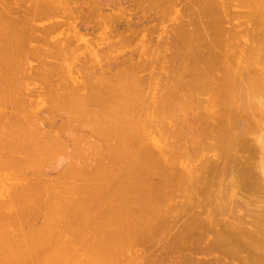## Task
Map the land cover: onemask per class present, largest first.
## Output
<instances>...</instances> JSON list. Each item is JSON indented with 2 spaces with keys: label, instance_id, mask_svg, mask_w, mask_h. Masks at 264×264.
Returning a JSON list of instances; mask_svg holds the SVG:
<instances>
[{
  "label": "bare ground",
  "instance_id": "1",
  "mask_svg": "<svg viewBox=\"0 0 264 264\" xmlns=\"http://www.w3.org/2000/svg\"><path fill=\"white\" fill-rule=\"evenodd\" d=\"M83 1L84 0L81 1L82 4H83ZM121 1H124V0H121ZM137 1H134V3L135 2L137 3ZM145 1H147V0H145ZM158 1H160V0H158ZM164 1H167V0H164ZM234 1H236L235 2L236 4L238 3V5H236V6H238V7L240 5L242 7L246 6L248 9H250L249 11L246 10L245 12L246 13L250 12L249 14L252 15V19L251 20L249 19L251 17L248 18L249 14H247L248 16L246 15V17H247L246 20L249 19L250 25H252L251 23H253L252 26L255 27V29H254L252 26H250V27H252L254 29L253 30L251 28L253 30V32H254V33L252 32V34H253L252 36H250V34H251L250 33L251 30L249 29L250 27L246 28L247 25L245 26V24H244L245 28L243 29L245 31H241L242 29H240V30H238L239 31L238 32L237 30L234 29L236 31V33L235 32H228L229 30L227 31L226 30L227 28H225V26L223 25V23H225L227 21L230 22V19L234 17V15H232L231 12H228V10L230 9L228 6L229 5H230V7L233 6L232 2H234ZM8 2H9V0H8ZM8 2H7V5L9 6ZM10 2H12V1H10ZM30 2H31V0H30ZM73 2H74V6L73 7H75V4H76L75 0ZM86 2H88L89 4L91 3L90 5H93L91 0H86ZM130 2H131V0H130ZM143 2H144V0H143ZM150 2L151 3H149L147 1V5L149 3V6L151 5L150 6L151 8L149 6H147V8L149 7L150 10L153 8V10L155 9L156 11H159V10H157L158 9L157 8L158 5L156 4V2H154V0H152V1L150 0ZM152 2L155 3V4H152ZM191 2H192L193 5L196 6V8H194L193 5H192V9L195 12V21L192 18H190L191 19L190 22L186 23V21L184 19H181L182 16H180L181 17L180 18L179 16L176 15L177 19H179V21L176 22L177 24H175V26L172 28V31H175V32H171L170 31V33H169V34H172V37L168 35L170 39L168 38L167 41H166V39H165L167 37L166 32H165V35H164V33L161 34L162 36L164 35L165 38L163 37V39H162L161 36L159 37V40L162 41L163 42L162 44L165 45V47L163 46L164 47L163 51L165 50L164 52L166 53L167 50L165 48L168 47L167 49H169V51L165 55L163 54L165 57L162 58V56L160 55V52L163 53L162 50H160V47H161L162 44H160V46H158L159 50H160L159 52H158V50L156 51V49L158 48V47H156V42H153V46H152V47H156V49L155 48H150L151 50L155 49V51L159 53V54L156 53V57H157V55H160L159 56L160 59L157 57L156 59L154 58L153 60L156 61L157 59H159L158 62L160 60H162V62H163V59L164 60H165V58L167 59V60H165V62L168 61V64L165 65L166 67L164 66V68H166V72L165 71L164 72L157 71L158 69L161 70L162 67L159 66V68H158V67L155 66V68H158V69H156L157 72H156V74L154 73L155 75L152 74V76H151L152 80L150 81V79H149L150 76H149V78L147 77L148 78L147 79V78H143V77H145V76H143L144 74L142 76L140 74H139V76H137V74H136L137 71H138V73L140 71V67L139 66L142 65V61L145 60L146 61L145 63H150V61H148V59H146V58L144 60H138V62H137V60L131 62L128 57H126L123 60H121L122 58L119 59V60H121L120 62H117L116 59H113L114 61H110L108 59V60H106L107 62L104 59V60H102L104 62H102L99 59L104 64V66H105V64H107L105 67H108V69L106 68L107 69L106 72L109 73V76L105 75L106 76L105 78H98V76H96V74L95 75L93 74L94 75V79L92 81L90 80L91 82H89V79H92L91 78V76L93 77L92 74H90V76H88L89 79L86 78L87 76L86 77L84 76L85 77L84 81L89 82V84L91 83L92 86H90L88 84L86 86L87 88H84L83 91L84 90H88V91L90 90V93H93V94L95 93L94 95L93 94L91 95L90 93H88V91L87 92L85 91V93H82L79 96L80 92L77 93V89H75V87L77 85H78L77 87H79L81 85V84H79V82L81 80L77 81L78 84H76V86H75V83H74V85L72 84V86H74V88H71V90H70V87H68V89H69L68 91H65V92L63 91L64 93L60 92V93H62V95L64 94L63 95V99H65L66 101H67V99H70L72 103L71 102H69V103H71L72 105H76V106H74V108H75L74 110H76V108L80 107L81 109L80 108H78V109H80L81 113L77 109L76 114H74L75 111L72 110L73 107L72 108L69 107V105L71 106V104L68 103V101H70V100H68L67 102L65 101L66 102L65 103L64 100L62 99V101L65 104L68 103L69 105H68V108H67V105H65L63 103L62 105H63V107L65 105V107H64L65 109L61 108V110H66L67 109L66 111H68V112L70 111V112L69 113L67 112V114H66V111H65V113L63 111H61L62 113L66 114L65 117L63 118V119H65L63 121V124L60 122V124H62L61 126L62 127L64 125L68 126V125L72 124L74 121H76V123H73L72 125H70V126H72L71 127V130H72L71 134H70V127L63 129V128L59 127V125L56 126V127L60 128L59 134H60V132L62 130H64V133L68 136V137L67 136L64 137L65 134L62 131L61 134H63V137L65 139L63 137H61L62 135L61 136L59 135L60 137L59 136L56 137V140L58 142L54 139V137H55L54 135L55 134L52 133V135L54 136V137H52V139H50V137H49L51 135L47 136L45 134V133L51 134L49 132H53V130L49 129V132H46L48 130L46 127L43 126V128H42V126L40 127V125H41L40 123H39L40 125H38L36 123L37 117L40 120L41 116L37 115V117H33V115L35 116V114L38 112V110L42 111L43 109H38L37 108L38 110H36L37 112H35V114H34V111H32V112L30 111L28 113V111H26L28 109L26 108L25 109L26 112H24V110H23V113H24L23 116H25V113L26 114L27 113L30 114V116L28 117L26 115L25 117H27V119H25L23 116H20V114L22 113L21 112L22 110L19 111L20 109L17 106H20V108H22V105H23V103L26 102L27 98L26 99L24 98V100H25V102H24V100L22 98V96L24 94L21 95L20 94L21 92H19L20 90L17 89V88H20L19 84H18L19 87H17V81H18V83H20V80H19L18 76H19V74L22 73V70H23V72H25V70H26V67L24 66V64L26 63V65H27V62L24 63V61H25L24 58L25 57L23 58L24 60L22 59V57L25 54L26 55H29V54L26 53V51H25L24 54H23V52L22 53L20 52V51H22L24 49L26 50V48H21V47H23L22 43L19 41L21 36L18 35L17 37H15L16 35L14 36L9 31L8 25L10 24V26L13 27V24H11V22L15 23L14 21H11V22L9 21V24H8V20L11 19L10 18L11 15H9V14L12 13L13 10H11V12L9 14H6L4 16H3V14H5L4 12L6 10L8 11L7 8H9V7H7L5 11L3 9V11H4V12L2 11L3 13L0 11V119H1L0 123H2L3 120H5L4 119L5 117L7 119V123H5L6 120L3 122V123L6 124L5 125L6 127H4V128H6L4 133H3V131L0 132V133H3V134H1L2 136L0 135L1 136V138H0V264H99V263L101 264V262H102V264H105L106 262L102 261V256H104L103 257L104 261H105V259H110V261H112L111 259H114V257H115L114 255L117 253V251L121 250L122 254L125 253V251H123L124 249H122V247H124V244L121 243V242H124V241L120 240V239H124V237H122L120 239H118V237H117L118 235H124L123 231H121V226H120L121 224L120 223L124 224L126 222L127 224L125 223V225H127V227H128V225H129V227L131 226V228H130V230H131L132 228H135L137 226H139V227L142 226V225L145 226L146 223H147V216H148L149 223H147V224H151V225H154V226L156 225L155 227H158L159 225L157 226V222H156V220L154 218V216H155L154 214L160 215V216L162 215V218H163V216L166 215V214L163 215V213L166 212L165 210H168L169 207H167V205L165 204L167 202H164V204L166 205V208H165L164 211H161L162 208H163L162 207L163 201L165 200L162 196L159 198V196L164 193V192L162 193L160 190H157V189H160L161 186H160V188H158V185L152 186V192H148L147 189H146L147 187H144V186L147 185L146 181H144L145 179L146 180L148 179V178H146L147 175L149 177V175L152 173V170H154L153 172H157L159 170V168L157 167V163L159 161H163L162 160V156L160 154H158V153H154V150H153L155 145L158 144V141H160V140L152 138L150 136V134L148 133L149 132L148 128L151 126L150 125V124H152L151 122H153V125L155 124L154 126H156V130L159 132L160 129L163 130V125L162 124H164V123H162V122L166 123L165 119H163L164 116H166V118H168L170 120V122L171 121L174 122V121L178 120L177 119L178 116L181 117V115L186 118L185 115H187V112H188V111L186 112V110L194 111V109L196 108L195 105H197V110H199L198 112H203L206 115V119H205V121L202 124L199 121L198 122V126L197 125L193 126L194 128H195V126L197 127V128H195V131L197 129L196 132H198L200 135L204 136V138H206V139H210L211 141L215 140V144H214L215 147L213 149L218 148V150L220 151L219 152V156H222L220 161L223 163L224 166L225 165L226 166L227 165L231 166L230 168H228V166L226 168V166H225V170L226 171H223V169H224L223 167L224 166H222V168H219V169H222L221 171H222V174H224V177L226 175L225 174L226 172H227V176L226 177L229 176L228 173L230 172L231 175L241 178L242 180L241 179L240 180L243 183L237 181L239 179L236 178L237 179L236 180L235 177H232L231 175H230L229 180H227V182L230 181L231 178H234L237 181V182L236 181H234V182H236V183L239 182V184H241V186H242L241 187L239 184L236 185V183L234 184V182L230 181V184L232 182L235 185V188H237L236 186H238L237 189H239V187H240L241 188L240 190H245L246 189V192L248 191L247 189L249 188V191H248V192H250L249 194H251L252 192L254 193L255 190L257 191L258 188L255 187L256 189H254V186H255V184L257 182L256 181H254V183L251 182L252 185H250L248 183V182H250L248 180V178L251 177V176L254 177L255 174L257 173V170H258V172L261 171L262 174L264 175V164L262 163L263 159L259 160L261 163H259L257 161V158L255 160L254 155H253V153H254L253 149H252V152L248 153V155L246 157L242 156V157H245V158H239L237 155L233 154L232 152H233V150L236 151V149H240V151H241V149L243 150V149L250 148V146L253 145L254 142L249 140L252 137H249L250 135L248 136V134H251L252 132L257 130V127L261 123V120L263 121L262 125H264V0H191ZM41 3L43 4L44 2H41ZM88 3H86V4H88ZM42 4H41V7H42ZM49 4H50V2H49ZM115 4L116 3L114 2V0H98V3L96 4V7L94 6L95 9L97 8L99 10V11H97V9H96L95 11L100 12V10H101L100 13H102L104 19L102 20V17L100 15V13H98L100 15L99 17H101V18L98 17L97 19H98L99 22L96 21L97 23L94 22L95 25L94 24L93 25L95 27L97 25H101L102 26V23H103V28H105V29H107L109 31L108 32L106 30L107 33L106 32H103V33H106L107 35L109 33H113V35H116V34L118 35V33H120L119 29H123V30H121L122 32L120 34H122V36H124L126 38L128 37L127 39H129L131 37L127 36L128 35L127 33H126L127 35L125 34L126 35L125 36L123 31H128V32L130 31L131 33L133 32V34L136 31V32H138L137 34H139V30L140 29L141 30H146L147 27H149L148 29H150V26H148L149 23H147L148 24L147 25L146 22L149 21L150 23H153V22H151V21H153L151 18L155 15V13H156L155 10H154L155 11L154 15H153V13H151L152 17H151L150 14L148 15L151 18L147 17V19H146L145 18L146 15L144 16V14H143V17H141L142 16V14H141L140 17H137V18H139L137 23H131L129 17L127 18L126 15H124V14H127V15L129 14L127 12L125 13V8L120 9L119 13L117 12L118 14L114 11V10H117V9L119 10V8H118L119 6L116 7ZM2 5H4V3H2ZM5 5H4V7L7 6V5L6 6ZM39 5L40 4H38V6ZM79 5L80 4H78V5L76 4V6H79ZM103 5L104 6H109V9L111 7H112L111 9L115 8L112 12H115L117 15H115V17L113 15L111 18H109V17L106 18L105 15L110 16V14L109 15L106 14V13H105V15L103 14L104 13L102 11V8H103L102 6ZM46 6H48V5H46ZM153 6H156V8L153 7ZM225 6L228 7V8H224ZM27 7H25V8H27ZM82 7H83V9H82ZM82 7H81V5L79 6V8H81L79 10L82 11V12L84 11V13H83L84 18H82L83 20L81 19L82 20L81 24L82 25H86V26L90 24V26H91L93 22L92 23L88 22V21H91V20H89V17H87V14L89 13L91 15L90 19H92V21H93L94 19L92 17H93V12L94 11H91V9L94 10V8H90L89 9L90 11H89L83 5H82ZM14 8H15V6H14ZM54 8H56V7H54ZM54 8L51 7V9H54ZM75 8H77V7H75ZM27 9H29V8H27ZM57 9H56V12H57ZM172 9H173V7H172ZM175 9H177V8L175 7ZM226 9H228V10H226ZM0 10H2V9L0 8ZM23 10L26 11V9H23ZM39 10L40 9L38 8V11ZM44 10H45V8H44ZM224 10H226V12ZM29 11H30V9H29ZM41 11L42 10H40L39 12H41ZM164 11L165 10H163V13L165 14ZM173 11H175V10L173 9ZM173 11H172V14L174 13ZM223 11L225 12L224 13L225 15L223 14ZM240 11L237 10L236 13L234 11H232V13L236 14L235 15L236 17H239V13L242 16L245 17V15L242 12H240ZM242 11L244 12V10H242ZM39 12H37L38 15H39ZM56 12H54V13H56ZM167 12H168V10L166 11V13ZM19 13H21V12H19ZM43 13H44V11H43ZM57 13H60V12H57ZM78 13H80V12H78ZM158 13H156V14H158ZM226 13H228V14L230 13L229 15H231V17L229 19V16H228V19L225 18V20H226L225 21L224 20V16H226ZM25 14H24V16L27 19V15L29 14V12H27L26 15ZM32 14H30V15H32ZM89 14H88V16H89ZM164 14H162V16ZM167 14H169V13H167ZM167 14H165L164 16H167ZM8 15H9V19L7 20V18H8L7 16ZM33 15L35 16V14H33ZM33 15H32V17H33ZM41 15H40L41 16L40 18H42L44 14H41ZM178 15H180V14H178ZM241 15H240V17H241ZM5 16H6V18H5ZM24 16H20L21 19H22V17L24 19ZM159 16H161V15L159 14ZM159 16H157V18ZM11 17H13V15ZM36 18H37V15H36ZM157 18H154V21ZM18 20L20 22L19 18L17 20H15V21H18ZM25 20H23V21H25ZM33 20H34V18H33ZM157 20H159V18ZM250 21H252V22H250ZM121 23H123L124 26L121 25ZM243 23H245V22H242V21L241 22H239V21L237 22V24H239V25H242ZM18 24H21V23H18ZM24 24H26V23L23 22V25ZM28 24H30V23L28 22L27 25ZM31 24H32V22H31ZM52 24L49 23V24L45 25V27L47 28L48 25L53 26L54 24L53 25ZM191 24L195 25V28L194 29H189V28L187 29V26H190ZM237 24L235 26L234 25L233 26L236 27V26H238ZM27 25H26V27H27ZM16 26L19 27L18 25H16ZM30 26H32V28H33L34 25L32 24ZM30 26H29V28H30ZM121 26H122V28H121ZM21 27L22 26H20V28ZM50 27H49V29L51 31L55 30L54 29L55 26L53 27V29H52V27L51 28ZM136 27H139L140 29L136 28ZM145 27H146V29H145ZM24 28H22V29H24ZM35 28L39 29L37 27H35ZM153 28H155V26L151 27V29H153ZM36 29H34V30H36ZM173 29H175V30H173ZM246 29H249L250 31L248 30L246 32ZM25 31H27V30H25ZM32 31H33V29H32ZM80 31H81V29H80ZM256 31H258V32H256ZM45 32H47V29L45 30ZM130 32H129V34H130ZM146 32H148V31L146 30ZM241 32L246 34V38H249V39L252 38L253 39V41L251 39L249 41L247 40L248 42L252 41L251 45H250V43H247L248 45L243 43V44H245V47L248 46L247 49H245V47H243L244 49L242 48V46H243V45L241 46L242 42H239V41L236 42L239 39L238 37L241 34ZM30 33H31V31H30ZM173 33H175V34H173ZM238 33H239V35L237 36ZM133 34H132V36H134ZM109 35H111V34H109ZM113 35H111V36H113ZM117 35H116V37H117ZM18 37H19V40H18ZM93 37H94V40L97 39L95 36H93ZM39 38H37V39H39ZM46 39L48 40V38H46ZM103 39L105 40V38H102V40ZM39 40H41V39H39ZM54 41H56V40H54ZM107 41L109 42L110 40H107ZM90 42L92 43V41H90ZM158 42L159 41H157V43ZM94 43H95V41H94ZM151 43L152 42H149V44H151ZM154 43H155V46H154ZM239 43H240V46H241L240 49H243L244 55L241 56L239 54V56H238V54H236L238 51H236L234 54L232 53V54L228 55L230 52H233L232 49H235L236 46L239 45ZM23 44H24V42H23ZM67 44H69V43H67ZM109 44L111 45L112 43H109ZM10 45L13 47V49H12V47H10ZM43 45H45V44H43ZM57 45H59V44H57ZM63 45H64L63 47L65 48V44H63ZM73 45H75V44H73ZM73 45H71V48H72ZM108 45H106V46L103 45L104 47L102 46V48L103 49H105V48L107 49V48H109ZM77 46H74L75 49L73 47L72 52L73 51L74 52L72 53V55L73 54L75 55V52L78 49ZM148 46L150 47L151 45H148ZM63 47L60 48L59 51L60 50L62 51ZM69 47H70V44H69ZM81 47H82V45H81ZM20 49H22V50H20ZM35 49L36 48H34L32 50H35ZM55 49L53 50V52L55 51ZM68 49L66 47L64 51H66ZM103 49L100 48L101 51L97 50V52L93 53L91 58L89 56H87V58L89 57L90 59H92L94 61H97L96 57H99V55H101V54L98 55L99 52L102 53V56L104 55L103 52H106V54L108 53L107 52L108 49L107 50L106 49L103 50ZM214 49H217L219 51H216ZM56 50H58V49H56ZM132 50H133V48H132ZM147 50H149L148 47H147ZM151 50H149V51L151 52ZM146 51H142V53L143 52L145 53ZM27 52H29V51H27ZM31 52L32 51L30 50V53ZM38 52H37V54H39L40 52L42 53L44 51L40 50V52L39 53ZM45 52H46V50H45ZM55 52L57 53V51H55ZM20 53L22 54V56L20 55ZM95 53H97V54H95ZM154 53L155 52L152 51V54H154ZM35 54H36V52L33 53L34 57H35ZM83 54L86 55L85 53H83ZM56 55H58V54H56ZM130 55L132 56L133 53L132 54L130 53L128 56L130 57ZM112 56H110V57H112ZM56 57H58V56H56ZM60 57L62 58L61 54H60ZM70 57H71V55L69 54V58ZM142 57L143 56H141V58ZM153 57L154 56H152L151 59L149 58L151 60V62H152V58ZM64 58L65 59L66 58L69 59L68 56L64 57ZM40 59H42V58H40ZM92 60L89 61V59H87V60H85L87 63L86 64L83 63L85 66H83V64H81V63H80V65L83 66V68L84 67L87 68V64L91 63ZM185 60H186L187 63H188V61H190V63L187 64L186 62H184ZM179 61L181 63V67H180L181 69H177L180 66L179 65L180 64ZM176 62H177V64H176ZM37 63H38V61H37ZM39 63H42V62H39ZM56 63H58V62H56ZM102 63L99 62V64L101 65L100 66L101 68H99L100 70L101 69H105ZM153 63H150V64L153 65ZM160 63H158V65H160ZM182 63L183 64L186 63L188 68H186L187 67V66H185L186 64L183 65ZM45 64H47V63L45 62ZM91 64L93 65V63H91ZM94 64H95V66H97L96 63H94ZM99 64H98V66H99ZM38 65H40V64H38ZM77 65H79V64H77ZM163 65L161 64V66H163ZM136 66H138L139 68L136 67ZM145 66L147 67V65H145ZM22 67H24L25 70H24V68L21 69ZM53 67H55V68H53ZM50 68L51 69H49V70L51 72L48 71V70H47L48 72L47 71L45 72L46 69L45 70L43 68L42 69L44 70L45 73H48V74H49V72H50V74L51 73L52 74L56 73L55 69L57 68V66H52ZM63 68H64V66H63ZM148 68H150V67H148ZM153 68H151V69H153ZM245 68L249 69V72L247 74H242V70L245 69ZM52 69H54L55 71L53 70V72H52ZM58 69H57V73H58ZM76 69L78 71H82V73L84 71V69H82V67H81L80 70L78 69V67ZM90 69L91 70H89L88 72L92 73L94 70L92 71V68H90ZM136 69H137V71H136ZM180 70H182V71H180ZM19 71H21V72H19ZM126 71L127 72L129 71V73H131V74L129 75V73H128V75H127ZM30 72H31V70H30ZM62 72L64 73L63 70H62ZM100 72L103 73V74H106L105 72H102V71H100ZM101 73H98V74H101ZM122 73H124V75H122ZM149 73H152V71L149 72ZM42 74H43V71L41 70V74H40V76H42L41 80L44 78V75H46L47 77L50 75V74L49 75H47V74H43L42 75ZM159 74H160V76H164V77H162L163 79L161 77L159 78V82L161 80V82L162 81L163 82L167 81V83H169L170 79H171L172 82L170 81L171 83L168 84L169 86L167 84L162 86V84L160 82L159 83V88H156L157 90L155 89L156 91H153L151 89L152 86H150V85H152L151 82L154 81L155 76L157 77V75H158V77H159ZM31 75H33V71L31 72ZM50 76L52 77V75H50ZM59 76H60V74H59ZM61 76H64V74H61ZM126 76H129L127 81H126ZM165 76H167V77H165ZM35 77H37V76L35 75ZM96 77H97V79H96ZM56 78H58V77H56ZM44 79H43V81L46 82V80H44ZM82 79H84V78H82ZM94 80L95 81L97 80L98 83H96ZM156 80H157L156 83H158V79L157 78H156ZM43 81H41V82L43 83ZM67 81H68V79H67ZM45 82L43 83L44 86L47 85V83H45ZM102 83H103V86H105V87H102ZM50 84L53 85V83H50ZM62 84L61 85L59 84L60 87L62 86ZM68 84H71V83H68ZM153 84H155V83L153 82ZM82 85H81V87H85V86H82ZM95 85H96V87H95ZM155 85H156V87H158L157 84H155ZM88 86H89V88L91 87L93 90L91 88L89 89ZM164 86H165V88H164ZM179 86H183L184 88L182 89V87H179ZM97 87H98V89H96ZM166 87H167V90H165ZM178 87H179V89H178ZM23 88H24V86H23ZM23 88H22V90H23ZM58 88H59V86H58ZM58 88H57V90H58ZM154 88L155 87L153 85V89ZM186 88L188 89V91H187ZM45 89H47V88H45ZM53 89L51 91L49 89L48 90L50 92L53 91L52 93H54V90H56V87H55L54 90ZM63 89H64V87H63ZM176 89L179 90V91L181 90L180 93L185 92V93H182V94H185V96L183 95L184 97L182 96L180 98V96L182 94L180 96H178V94H177L178 91L176 92ZM184 89H186V90L184 91ZM34 90H37V89H34ZM91 90H92V92H91ZM95 90H97V91H95ZM99 90H100V92H99ZM151 91H153V92H151ZM48 92H46L44 94L46 95ZM67 92H68V94H67ZM22 93H23V91H22ZM52 93L47 94L50 97L45 96V97H47L46 99L51 101L52 99H55L57 97L56 101H58L59 97L58 96H56V97L55 96H51V95H55V94H52ZM86 93H87V95H90L91 98L93 96L94 99L93 98L92 99L94 100V102L97 103L100 106V108H98V110H96L94 108V111L96 110V112H95L96 114L93 112L92 107L90 109L86 105L87 103H88V106L91 104L90 96L87 97V98L85 97L86 95L84 97L82 96V95H84ZM98 93H101V94H98ZM200 94L201 95L202 94H206L207 95L206 96L207 97L206 100L204 99V101L203 100L201 101L202 98L201 97L199 98V96H198ZM65 95H66V98H64ZM196 95L198 96L197 100L198 99H200V100H198V102H197V100H195L196 101V104H195L193 99L196 98ZM59 96H61V94H59ZM69 96H71V97L69 98ZM60 98H59V102H57V103H59L58 105H61V103H60L61 99ZM84 98L87 99V100H85ZM7 99H8V101H7ZM107 99H108V101H110V102H107L108 104L106 103ZM188 99L189 100H193L194 105H192V106H195V108L192 107L191 105H188L189 103L190 104L192 103ZM9 100L12 101L11 103H14V105L13 104L8 105L7 103H10ZM31 101H33V100H31ZM31 101H29V104H30ZM49 101H47V103L49 105H46V106H49V108H47L45 106L47 108V109L45 108L46 110H48V109L50 110V109L54 108L55 106H57V104L54 105L55 103H53V106L50 107V103H52V102H49ZM4 102H7L5 104H7V107L9 106L8 108L12 109V107L15 108V106H16V108L19 109V110H16L17 111L16 112L15 109H12L13 110V112H12L9 109L11 111L10 112L6 108V106L4 107V110H2V107L5 105ZM89 102H90V104H89ZM94 102L92 101V103H94ZM2 104H3V106H2ZM29 104H26V105H28V107H29ZM36 104H37V102H36ZM26 105L23 106V109L26 107ZM98 105H96V106H98ZM107 105H109L108 106V107H110L109 109L107 108ZM113 105H115V106H113ZM181 105L191 106L192 108H188V109L185 110V109L180 108ZM34 106H31V107L34 108ZM43 106H42V108H43ZM178 107L180 109H182V112H181V110L180 111L178 110L179 109ZM5 108H6V110H5ZM68 109H71V110H68ZM105 109L107 111H105ZM150 109L152 111H150ZM7 110L9 111L8 112L9 115L13 113L12 116H8ZM57 110L59 112L60 107ZM119 110L120 111L122 110L123 112L122 111L120 112ZM178 111L181 112V113H186V114L185 115L184 114H180ZM195 111H196V109H195ZM45 112H43V113H45ZM31 113L33 115H31ZM46 113L48 114V113H50V111H47ZM46 113H45V115L47 116ZM192 113H193V117L194 118L196 117L195 118V120H196L195 123L197 124V119H198L197 117H199V116L194 115V112H192ZM40 114H41V112H40ZM59 114H60V112H59ZM109 114H111V115H109ZM188 114H189V112H188ZM70 115L71 116L73 115V116L71 117ZM74 115L76 117H74ZM42 116H44V114ZM46 116H44V117H46ZM48 116H49V114H48ZM67 116H69V117L66 118ZM110 116L112 117V119H111ZM118 116H121L122 118L118 117ZM58 117H60V115ZM184 117H182V119H185ZM209 117H210L211 121L208 120ZM51 118L49 120H51ZM56 118H57L56 116H53V119H56ZM70 118H71V120H68V121L71 122V123L69 124V122H67L66 119H70ZM77 118H79V119H77ZM117 118H119L120 120H118ZM42 119L43 118L41 117V120ZM185 120L188 123L189 119L187 120V118H186ZM44 121H45V119H43V121H42L43 124L45 122H47L48 120L45 121V122ZM51 121H48V122L50 123ZM53 121H55V120H53ZM56 121H58V120H56ZM106 121H108V122H106ZM178 121L180 122V120H178ZM181 121H183V120H181ZM66 122L68 123V125L65 124ZM183 122H185V121H183ZM77 123H79V124L81 123V124H84V125H88L89 124L90 126L89 125H88L89 127L87 126V128H88L87 130H88L89 133L87 135H89V134L91 135V133L94 132V134H96V138H99V136H100V138L97 139V140H101L102 141L104 139L103 141H104V144L106 145V147L104 146L105 148H102L103 146H102L101 143H103V141L100 142L101 145L99 143L93 142L94 143V146H93L92 145L93 144L92 143L93 140L90 139V137L92 138V136H90V135L89 136H85V135L82 136L81 135L82 136L81 137L80 134L79 135L75 134V133H78L77 132L78 130H79V132H81L80 129H82L80 127V125L79 126L76 125ZM210 123H211V125H210ZM166 124H170L169 121H167ZM174 124H175V122H174ZM50 125H52V122L50 123ZM73 125H76V127L75 126L73 127ZM84 125L82 126L83 128H85ZM188 125H191V123H189ZM188 125L185 123L182 128L184 129V126H188ZM48 126L49 125H47V127ZM174 126H176V125H174ZM191 127H192V125H191ZM191 127H189V131H191L190 130ZM44 128H45L46 131L43 130ZM73 128L75 129V131L73 130ZM76 128H78V129L76 130ZM153 128L150 127V129H153ZM186 128H188V127H186ZM261 128L262 127H260V129ZM173 129H174V127H173ZM175 129H176V127H175ZM0 130H1V128H0ZM2 130H3V128H2ZM67 130H69V134L67 133L68 132ZM154 130H155V128H154ZM162 130L160 132H162ZM176 131H177V129H176ZM57 132H56V134L58 135ZM73 132H75V133H73ZM256 132L257 131H255V133ZM82 133L86 134L87 132L85 133L83 131ZM97 134H99V135L97 136ZM71 135L74 136V139H72L73 136L69 137ZM92 135H93V133H92ZM246 135L249 137L248 140L246 138L247 137ZM75 136L78 137V138H76ZM160 136H162V134ZM93 137H94V139H96L94 135H93ZM60 138H63V139H60ZM67 138H69L70 141H69V139L67 140ZM111 138H113L112 140L115 141V142L113 141L114 143L113 142L112 143L108 142L109 140L111 141ZM71 139H72V141L74 140L73 145L78 140H79L80 144L82 143V145H79V143L76 142L78 145L75 144L74 145L75 147L72 145L73 146V148H72ZM83 139H84V141H83L84 143L81 142V140H83ZM49 140L50 141L52 140V141L49 142ZM65 140H67L68 142H71V144H70L71 147L69 146V143H67V141L65 142ZM85 140H87V141H85ZM164 140H165V138H164ZM260 140L263 141V137H261ZM60 141H61V143H60ZM88 141H91V143L89 145H92L91 146L92 150L90 149V146L88 145ZM249 141H250V143H248ZM97 142H99V141H97ZM161 142H162V145H164V143H166V141H164V143H163V140H161ZM49 143H51L52 145L50 146ZM58 143H60V144H58ZM65 143L69 147H67L65 145ZM57 144H58V147H55V146H57ZM61 144H63V145L61 146V148H59ZM99 145L102 146V147H99ZM162 145L160 147L161 150L163 149ZM63 146H65V148H68L69 150L70 149L72 150V149L75 148L74 151L78 147L79 150L78 149L77 150H78V152L81 151L80 152L81 155L80 156H79V154L75 155V153H77V150L75 152H73V150H72L74 155H73V153H71V151H68V149H67V151L66 150L64 151L65 148H63ZM80 146H82V148H81L82 150H83V148L85 149V147L87 146L89 148L90 152L86 151V150H88V148L86 147V149H85V151L87 153L86 154L84 150L83 151L80 150ZM93 147H97L96 150H95V148L93 150ZM251 148H254V147L252 146ZM2 149H4V150L7 149L8 154H7L6 150H5L6 151L5 153H4V150L2 152ZM58 149H61V150H58ZM56 150H58L57 152H59L58 156L56 155ZM94 151L100 152V154L98 153L96 158H95V155H96L97 152H94ZM175 151H176V149H174V148L169 150V160L168 161H174V164H175L176 161H184V160H182L183 159L182 155H178V154L173 153ZM65 152L68 153V155L67 154L66 155H67V157L69 156L68 158H70V159H67V157H65V159H64V157H63L64 154L63 153H65ZM69 152H70L71 155L69 154ZM88 152L91 153L92 155H94L93 156L94 157V159H93V163L94 164L91 162L93 157L91 158L90 154ZM61 153H62L61 158H59ZM101 154H102V156H100ZM103 154H104V156H103ZM66 155H64V156H66ZM72 156H74V157L71 158ZM82 156H83V159H82ZM56 157H58V158H56ZM62 157H63L64 161L66 160V163L68 164V165L66 164L67 166L65 165L66 168H63L64 169L63 172H62L63 174L57 173V175H56L57 178L59 177L58 175H61L60 177H62V178L59 177V179H56V177L53 176V177H51L53 179L49 178L50 181L52 180V182H50L48 177L46 176L47 179L45 180V178H43L44 179L43 180L42 177H40L41 174L42 173L44 174L45 172L48 173V170H49L48 168H52V167H50V165H52L53 167H57L56 165L61 164L60 160H62ZM80 157H81V159L83 161L86 158L90 157L89 158V162H91L90 165H89L88 162H86V166H88V165L90 166V167L88 166L89 167L88 169H87V167L85 165H83V167H81L82 162L80 164V162L78 161V160L82 161L80 159ZM102 157L104 159H106V162H108V163L102 162V159L101 160L99 159V158H102ZM75 158H77V159L75 160ZM72 159H74L75 161L79 162V164L75 163L74 160H73L74 163L71 164ZM218 159H219V157H218ZM55 160L58 161L59 163L57 164L55 162ZM87 160H85V161H87ZM97 161H99V162H97ZM223 161L227 162V164L226 163L224 164ZM51 162H53V163H51ZM62 163H64L63 160H62ZM251 163L254 164V166H251L252 165ZM76 164L79 165V167ZM208 164L210 165V163H208ZM217 164H219V161H218V163L216 162L215 165H217ZM153 165H154V167H153ZM205 165L206 164L204 163L203 167H205ZM92 166H93V168H92ZM217 166H216V168H217ZM46 167H48L47 168L48 170L46 169ZM169 167H170V165H169ZM170 168H173V165ZM87 170H89V171H87ZM210 170H207V171H210ZM162 171H161V175H163V177H164V174H165V176H166L168 171L167 170H162ZM218 171L221 172L220 170H218ZM232 171H233V173H232ZM255 171H256V173L254 174ZM136 172H138V173L136 174ZM145 173L146 174L148 173V174L145 175ZM27 174L30 177L28 176V178H27L26 177ZM52 174H56V173H52ZM139 174H140V176H139ZM141 174H142L143 177L141 176ZM211 174H213V173H211ZM63 175L65 176V178H64ZM170 176L171 175L168 176V174H167V178H170ZM195 176H197V175L195 174ZM66 177H67V179L68 178L72 179L73 180L72 183L69 182L68 180H65L67 182H62V183L59 181L60 179H63V178L66 179ZM141 177L144 180H142ZM198 177H200V178H197V179H196V177L194 178V180L195 179L198 180L197 183L195 182L197 184V186H195L196 185L195 183H192L193 185L195 184L194 186L193 185L192 186H193V188L197 187V188H195V190L198 189L199 187H203L201 189H198V190H200V192H201V190H203L201 193L198 190H196L200 194V196H203L204 195L203 193H205L207 191L208 186L210 184H212V182L210 181L211 178L209 177L207 179L206 183H205L204 181H202L203 179H202L201 175L198 176ZM167 178L164 181L168 182ZM184 178H182V179H184ZM186 178H188V177H186ZM191 178H192V176H191ZM191 178H189V179H191ZM193 178L190 181H192ZM189 179H187V180H189ZM200 179H202V180H200ZM234 179H232V180H234ZM256 179H259V178H256ZM47 180L49 181L47 183H50V184H45V182L43 183V181H47ZM53 180H54V182H53ZM56 180L58 182H56ZM136 180H137L138 183H140V186L138 185ZM141 180H142V182H140ZM180 181H182V180H180ZM217 181L219 182V179H217ZM217 181H216V184H217ZM259 181H260V179L258 180V182ZM202 182H203V185L200 186L202 184ZM208 182H210V183L208 184ZM143 183L145 184L144 186L142 185ZM198 183H201V184L199 185ZM183 184H185V183H183ZM224 184L229 185L228 183H226V180H225ZM234 185L233 186L229 185V188H228L229 192H231L230 191V189H231L230 186H232L233 187L232 189H234ZM256 185L257 186L258 185L261 186L260 184H256ZM185 186L187 187L186 188L187 190L192 188V187H190L191 185H189V183H188V185H185ZM185 186H184V189H185ZM217 186L219 187V184ZM221 186H222V183H221ZM155 187H156V189H153ZM188 187H190V188H188ZM210 187H211V185H210ZM222 187H220V188H222ZM141 188H142V190H141ZM177 188H178V185H177ZM144 189H146V191H147L146 193H144L145 192ZM215 189H218V188L216 187ZM252 189H253V191H252ZM143 190H144V192H142ZM178 190H180V189H178ZM195 190L193 191V194L195 193ZM209 190H212V192H209V193L213 194L214 190L211 189V188ZM260 190L261 191L264 190L262 186H261ZM138 192H139L140 195L137 194V196H136V193H138ZM185 192H187V194L189 193L188 191H185ZM197 192H196V194H197ZM217 192H218V190H217ZM237 192H239V191L236 190V193ZM209 193L208 194L205 193V195L207 194L206 196H208V195H210ZM220 193L221 192L218 193L219 197L217 196L218 197L217 200L220 199ZM258 193H261V192L258 190ZM143 194L145 195V197H144ZM149 194H152V200L149 197H146ZM185 194H183V192H182L181 196L182 197L184 196V198H185L187 196ZM193 194L191 195V197H190L191 199L190 200H192V197H194ZM214 194L217 195V193H214ZM246 194H248V193H246ZM166 195H168V193ZM234 195H236V194H234ZM134 196L136 198V201H134V199H133ZM155 196H157L156 197L157 199L159 198L158 199L159 201H157L156 198L153 199V197H155ZM200 196H199V198H200ZM170 197H171V195H170ZM240 197H241V199L240 200L238 199L240 202L238 201L239 203L237 202V205L241 204L243 206L240 205V207L243 210L247 209V212L248 211L252 212L251 205L249 204L248 205L249 207L248 206L247 207L244 206L246 202L242 201V196H240ZM244 197H243V199H244ZM144 198H145V200H144ZM147 198H148V200H147ZM209 198H210V196H209ZM228 199H229V197H228ZM154 200L157 201V202H160L161 206H158V204H156V202H155V204H153ZM194 200L195 201L192 200V202L195 203V206L191 202V204H193V206H192L193 210H195L194 208H196V202L198 203L197 205H200L201 208L205 207V206H203L204 204L203 205H202V203L199 204V202L196 201V199H194ZM207 200H209V199H207ZM217 200H216V202H214L217 205H214V206H217L216 208H219V207L221 208V205L217 203ZM131 201H132V203H134V202H136V203H134L133 206L131 205V207H130V202ZM182 201H184V200H182ZM225 201L227 202V199ZM212 202H213V200H212ZM229 202L230 201L228 200V203ZM181 204H184V203L181 202ZM247 204H248V202H247ZM253 204L256 206V203H253ZM253 204H252L253 213L255 211H260L262 209V207L259 208L260 204L257 203V204H259V207H257V206L256 207L259 208L260 210H255L257 208L253 207L254 206ZM134 205H135V207H134ZM170 205H174V204L170 203ZM175 205L178 206V204H175ZM237 205H235V207ZM261 205H263V207H264V204L261 203ZM108 206H112L113 209L110 210V207L107 209ZM114 206H116V210L114 209ZM181 206H183V205H181ZM140 207L143 210H145L144 208H146L147 210L150 211V213H148V211H147L148 215H146L147 214L145 212L146 210L143 211ZM159 207H161L160 208L161 210L158 209ZM243 207L244 208L246 207V209H244ZM173 208H174V206H173ZM189 208H190V206H189ZM216 208L214 207L213 209L216 210ZM248 208H250V209L248 210ZM210 209H211L210 211L209 210L208 211L207 210L203 211L204 213L202 212V210H204V209H200L199 210V212L201 211L203 213V215L206 212L207 213H206V216L204 215V218H203L204 221H205V224H204V222L203 223L201 222L202 223L201 225L198 224L199 225L198 229H200V226H202L204 231H206L205 229H206V226H207L206 224L208 222L207 221V217L209 216L208 214H211L212 211H213L212 208H210ZM108 210L111 211V212H115V213H113L114 215L111 218H110V212ZM191 210H192V208H191ZM262 210H261V212H262ZM157 211H159V212H157ZM220 211H222V209ZM120 212L121 213L123 212V214L121 215ZM209 212H211V213H209ZM116 213H117L118 216H116ZM119 213H120L121 216L119 215ZM221 213H223V212H221ZM102 214H104V215L102 216ZM105 214L106 215L108 214V215L106 216ZM140 214H142L141 216H144V218L143 217L140 218L139 217ZM212 214H211V216H212ZM217 214H219V212H217V210H216V213L213 214V215L216 216ZM195 215H196V213H195ZM252 215H254V214H251V216ZM262 215L264 216L263 213H262ZM262 215H260L259 219H262L264 221V217ZM180 216H182V215H180ZM197 216H198V214H197ZM215 216H213V218L209 217L210 218L209 222L213 223V224L208 223L209 226H207V229L212 227L216 222H218L217 220H215V218L217 217V216L216 217ZM239 216L241 217L242 215H239ZM100 217H102V218H100ZM103 217H106L107 219L103 220ZM176 217H177V215H176ZM240 217L237 218L238 220L240 219L239 221L237 219H235L236 217H234L235 223H237L236 225H238V223H239V225H241V223H242L241 220L243 218H240ZM243 217H244V215H243ZM261 217H263V218H261ZM109 218L111 220H113V221L114 220L117 221V219L123 220V222L117 221L118 224H116V226L118 225L117 228L119 230L115 229L116 228L115 225H114V228L108 227V230H110L112 228V229H114V232L116 230L117 232L120 231L122 233V234H120V232H118V233L115 232L114 233V232H112L113 230L110 231V233L112 232V234L116 235V237L114 235V237L116 238V240H114V242H117L118 240H120V241H118V244L121 243L120 244L121 249H119L117 251H115L113 247H112L113 251H111L112 249L108 250L109 248L107 247V246H110L111 244H113V242H112L113 240L112 239H115L112 236V234H109V233L105 232V227H106L107 224L110 225V223H114V224L116 223V221L115 222L110 221ZM162 218L158 222V224L161 223L160 224L161 226H163L166 223ZM193 218L194 217H192L191 219H193ZM218 218H219V221H221L220 220L221 219V215L218 216ZM229 218L231 219V217H229ZM36 219L40 220L39 224L36 223ZM191 219H190V221H191ZM200 219H197V220L199 221ZM226 219H227V217L222 219L224 223H225ZM139 220H140V222H137ZM173 220H179V219H175L174 218ZM180 220L182 222V218ZM197 220H196V222H197ZM227 220H229V219H227ZM232 220H233V216H232ZM262 220H258L257 221L258 222L257 225L256 224L255 225L257 227L258 226L261 227L262 225H264L263 223L259 224ZM153 221H155L156 224H155V222L153 223ZM183 221H184L183 222V224H184L186 221L189 222V219L188 220L184 219ZM162 222H163V225H162ZM181 222H179V223H181ZM187 222H186V224L188 225ZM192 222H193V220L191 221V224L193 225L195 220H194L193 223ZM223 222L222 223L220 222L221 224H219L220 225V229L218 228L219 229L218 232L216 231L218 229H215V232H214V227H212L211 229H208L207 231L213 230L212 232L215 233L217 236L220 237V236L224 235V237H226V238H223V239H227L228 238L227 240H230V241H225L226 243L222 240L224 242V245L226 244L225 246L223 245V242L221 241L222 238L221 239L219 238L220 241H218V243H216L217 241H215L216 244H219L218 248L220 247V243L222 242L221 243L222 246L220 248L224 247V248H222V250L225 249V248H226L225 250L228 249V252L227 251H224V252H227L229 254L231 252V255L233 253L235 255L237 254L236 260L233 258L234 255H232L233 257H231V256L229 257V254L226 255V257L228 256L227 259L231 258V259H234L236 262L238 260H243V261L245 260L244 263L242 261H239V262H241V264L242 263L245 264V262L248 264V259H244V258H246V256H244V257H243V255L240 256L241 253H238V251L241 252V250H243V249H244V252H246V254H250V252L252 251L251 243L249 241H247L245 239V237H244L245 241L247 243H249V245L251 246V248H248V251H247V247H246L247 245L245 244L246 246H243L245 242L242 241L241 239L239 241L237 240L238 242H240L239 244L241 246L240 248H239V246H237L239 249H237V247H236V249L238 251L234 248L235 252H232V250L230 249L231 245H238V242L236 241L237 237H238L237 239L240 238L238 233L239 234H243L244 231L242 229H238L239 231L234 233L235 231H237L236 230L237 228L235 229V231H233L234 229H231L233 234H230V235L233 236V238H230L229 235H227L226 233L224 234V226L225 225H223L224 224ZM103 223H105V225ZM245 223H248V222L245 221ZM139 224H142V225H139ZM191 224H189V228H192ZM125 225L122 226V228H123L122 230H125V227H124ZM190 225H191V227H190ZM198 225H197V227H198ZM203 225H205V227ZM221 225L223 226L222 228H221ZM232 225H233V223H232ZM110 226H113V224H111ZM165 226H166V224H165ZM257 227H256V229H257ZM260 227L258 229H260ZM262 227L264 228V226H262ZM102 228H103V231L105 232L107 238H103V237H106V236L102 235V234H104V232L101 231ZM142 228H141V230H142ZM189 228H187L189 231L194 229V228H192V229H189ZM203 229H201V230H203ZM225 229H227V228H225ZM258 229L256 230L257 231L256 234H259L260 231L262 230L261 229L259 231ZM138 230L139 229H137V231ZM201 230H200V233H202ZM98 231H99V233H97ZM100 231L102 232V234H101L102 238L100 237V233H101ZM125 231H127V230H125ZM128 231H129V229H128ZM177 231L180 233L181 230L180 231L176 230L175 233ZM262 231L264 232V229ZM262 231H261L260 234H262ZM138 232H140V231H138ZM143 232H145V231L143 230ZM212 232H211V234H212ZM93 233L95 235V238H93L94 237L92 235ZM132 233L133 232H131V234ZM185 233H187V231H185ZM185 233H184V231H181L180 234L182 235V234H185ZM247 233H249V232H247ZM129 234H127V235L130 236L131 234L130 235ZM138 234H140V233H138ZM142 234L144 235V233H142ZM142 234H140V236ZM215 234L212 235V238H214V240H216L215 239V236H216ZM96 236L98 237V240H97ZM140 236H138V237H140ZM190 236H191V234H190ZM176 237H177V235H176ZM183 237H185V236H183ZM183 237L181 236V241H182ZM234 237H235V241H234ZM92 238L94 239V241L92 240ZM129 238H131V236ZM129 238H127V241H128ZM141 238H144V237L141 236L140 240H139V238H138V240L141 241L142 240ZM192 238H194V237H192ZM212 238H211V240H213ZM105 239L107 240V242H106ZM179 239H180V237H179ZM198 239H200V238H198ZM99 240H101V244L103 243V246L98 242ZM108 240H109V243H111V242L112 243L108 244ZM131 240H133V239H131ZM211 240L208 239L210 244L208 242L206 243V245L208 244L211 247L208 246L209 247L208 248L206 245H204L209 250L215 246L214 242H213V245H211L212 244ZM95 241L98 242L99 246H98L97 242H95ZM139 241H137V242H139ZM183 241H182V243H184ZM200 241L202 242V240H200ZM200 241L198 240V243L196 242L195 244H193V246L195 245L194 247H196L200 243ZM141 242H143V241H141ZM193 242H195V241H193ZM227 242H228L229 246H228ZM242 242H244V243H242ZM128 243L131 245V242L128 241ZM104 244L105 245L108 244V245L104 246ZM114 244H116V243H114ZM135 244L133 243L132 245H135ZM144 244H146V243H144ZM182 245H184V244H182ZM82 246H85V247H82ZM126 246L127 245H126V241H125V247ZM140 246H142V244ZM187 246L188 245H186L185 248L183 246V248L181 250L187 249L186 248ZM204 246L202 248H205V250L204 249H202V250L207 252L208 249H206V247H204ZM257 246H258V244H257ZM103 247H105V249H103ZM190 247H192V244L190 245ZM198 247L200 248L201 246H197V248ZM84 248H86V250H84ZM189 248H188V250H189ZM199 248L197 249L198 251L197 250L195 251L197 254H198L199 250H200V252H202L201 249H199ZM216 248H214V249H216ZM131 249L132 248L130 246V250ZM83 250L85 251V253H83L84 252ZM192 250H193L192 257L191 256H187L186 252H183L182 256H184L186 254V257H187V259H186L185 256H184V260L186 262H187V260H189V262L194 260V259H192V260L189 259L190 257L193 258V256H194V250L195 249L192 247ZM229 250H231V251H229ZM81 251H83V252H81ZM144 251H145V249H144ZM210 251H208V252L210 253ZM217 251L220 252L219 250H216V252ZM254 251L255 250H253L252 254H251V256L254 257V258H252L251 256L249 257V255H248L249 260H251V261H249L250 262L249 264H260L259 262L261 261L260 260L261 257H262V260H264V255H262V253L264 254V251L262 253H259L258 251H256V252H258L257 256H259L258 254H260V256H261V257L259 256L260 258L256 257V255L253 256ZM140 252L142 253V251H140ZM218 252H217V254H219V255H222V253H224L223 251L221 252V254L218 253ZM130 253L133 254V252H130ZM191 253L192 252H191V248H190V254ZM99 254L101 255L100 259H99V257H100ZM118 254H119V252H118ZM136 254H137V256L140 255L138 253H136ZM105 255L106 256L107 255H112L113 257H110V256L108 257L107 256L108 257L107 258ZM203 255H204V253H203ZM219 255L217 257H212V258H215V261L212 260V258L210 257V259L214 262V264L215 263L217 264V260H218L217 258L218 257H219V259L221 258V256H219ZM224 255H225V253H224ZM123 256H124V254H123ZM132 256L135 259L136 256H134V254ZM132 256L130 258H128V259H132ZM211 256H213V255L211 254ZM238 256H240L241 259H238ZM97 257H98V259H97ZM139 257H143V255L139 256ZM222 257H225V256H222ZM126 258L127 257H125V259ZM251 258L253 260L257 261V262L256 263L252 262L253 260ZM258 258H259V260H258ZM98 260H100V261H98ZM116 260H115V262H113V261L112 262L113 263L117 262L116 264H119L118 263L119 260L118 259H116ZM139 260H140V258H139ZM207 261H208V259H207ZM139 262L140 261H138L136 263H139ZM199 262L201 263V262H203V260H201V261L199 260ZM226 262H224V264H228V262L227 263ZM133 263H135V261ZM208 263H209V261H208ZM181 264H183V263H181ZM185 264H187V263H185ZM190 264H193V262H190ZM194 264H195V261H194ZM203 264H205V263H203ZM218 264H220V263L218 262ZM262 264H264V261H263Z\"/></svg>",
  "mask_w": 264,
  "mask_h": 264
},
{
  "label": "rangeland",
  "instance_id": "2",
  "mask_svg": "<svg viewBox=\"0 0 264 264\" xmlns=\"http://www.w3.org/2000/svg\"><path fill=\"white\" fill-rule=\"evenodd\" d=\"M6 0H1L0 1V8L2 9V10H0L1 12L3 11V9H4V11L6 10V8L7 7H9V8H7L8 9V11L6 10L4 13L5 14H3V16L4 15H6V14H9L10 12H11V10H13V14L12 13H10L9 15H13V17H11L10 16V20H8L9 19V15L7 16L8 18H7V20H8V24H9V21L11 22V21H14L15 23H13V22H11V24H13V27L12 26H10V24L8 25V27H9V31H10V33L11 34H13L15 37H17L18 35H20L21 37H20V40H19V37H18V40L22 43V45H23V47H21V48H26V50L24 49V50H22V49H20V50H22V51H20L21 53L23 52V54L25 53V51H26V53H28L29 55H23V57H22V59L24 58L25 59V61H24V63L25 62H27V65H26V63L24 64V66L26 67V70H25V68L24 67H22L21 69H23L24 68V70H25V72H23V70H22V73L21 74H19V76H18V78H19V80H20V83H18V81H17V87H19L18 86V84L20 85V88L22 87L23 88V86H24V88H23V90H22V88L20 89V88H17V89H19L18 91L19 92H21L20 94L21 95H23L22 96V98H23V100H24V98L26 99L27 98V100H26V102H25V100H24V102L25 103H23V105H22V108H20V106H17L19 109H17L16 108V106H15V108L14 107H12V109H15V111L16 110H19V111H21L22 113H23V110H24V112H26V111H28V113L31 111H34V114H35V112H37L36 110H38V109H43L42 111L43 112H47V111H50V113H48L49 114V116H48V114H47V116L45 115V113H43L42 111H40V110H38V112L35 114V116L31 113V115H33V117H37V115L38 116H41L43 119H45V121H51L52 122V125H50V123L48 122H45L44 124L42 123V121H43V119L41 120V117H40V120H39V118L37 117V120H36V123L38 124V125H40V127L42 126V128H43V126L44 127H46L48 130L46 131L45 130V128L43 129V130H45L46 132H49V129L50 130H53V132H49V133H51V134H47V133H45L47 136H49V135H51V136H49L50 137V139H52V137H54V139L56 140V137H58L59 135L61 136V137H63V134H61L62 133V131H63V133H64V130H62L61 132H60V134H59V131H60V128L59 127H61V128H69L70 127V134H71V132H72V130H71V127L72 126H70V125H72L73 123H76V121H74L72 124H70L71 122H69L68 120H71V118L70 119H66L67 120V122H69V124L70 125H68V123L66 122L65 124H67L68 126H66V125H64L63 127L61 126L62 124H63V121L65 120V119H63L64 117H65V115L67 114V112L68 111H66V110H61V108H64L65 107V105H67V108H68V105L69 104H71L72 102H71V100L70 99H67V101L68 100H70V101H68V103L69 102H71V103H67V104H65L67 101L65 100V99H63V95H62V93H60V92H65V91H68L69 89H68V87H70V90H71V88H74V86H72V84L74 85V83H75V86H76V84H78V82L77 81H80L79 82V84H83L82 86H85V87H81V85L79 86V87H75V89H77V93H79L80 92V94H79V96L82 94V93H85V91L87 92L88 90H84L83 91V89L84 88H87L86 86L89 84V82H91L93 79H94V75L96 74V76H98V78H105L106 76L105 75H108L109 76V73H107L106 71H107V69H108V67H105L107 64H105V66H104V64L102 63V62H104V61H102V60H104L105 59V61L106 60H110V61H114L113 59H116L117 60V62H120L121 60H123V59H125L126 57H128L129 59H130V61L132 62V61H136L137 60V62H138V60H144L145 58L146 59H148V61H150V63H153V65L152 64H150V63H145L146 61L144 60V61H142V65L141 66H139L140 67V71H139V73H138V71H137V69L139 68L138 66H136V67H138L137 69H136V74H137V76H139V74L142 76L143 74V76H145V77H143V78H149V76H150V81L152 80V78H151V76H152V74H156V72L157 71H162V72H166V68H164V66L166 65V64H168V61L167 62H165V60H167L166 58H165V60L163 59V62H162V60H160L159 62H158V60L160 59V55L162 56V58L163 57H165L164 55L169 51V49H167V48H165L167 51H166V53L163 51V49H164V47H165V45L164 44H162L163 42L162 41H160L159 40V37L161 36V38L163 39V37H164V35H165V32H166V35H167V37L165 38L166 39V41H167V39L169 38V36H171L172 37V34H169L170 33V31L171 32H175V31H172V28L175 26V24H177L176 22H178L179 21V19H177V16H182V18L181 19H184L185 21H186V23H189L190 22V18H192L194 21H195V12L193 11V9H192V2H191V0H167V1H164V0H160V1H156V0H154V2H156V4L158 5L157 6V10H159V11H156L155 9V11H156V13H158V14H156L155 13V15H154V10H153V8L150 10L149 9V7L151 6H149V3H151L150 2V0H147L149 3H148V5H147V1H145L144 0V2H143V0H131V2H130V0H124V1H121V0H114V2L116 3L115 4V6L117 7V6H119L118 8H119V10L117 9V10H114V9H109V6H102L103 8H102V11L104 12L103 14L105 15V13L106 14H110V16H107V15H105L106 16V18L107 17H109V18H111L113 15H114V17H115V15H117L118 13H119V11H120V9H122V8H125V13L127 12V13H129L128 15L127 14H124V15H126V17L128 18L129 17V19H130V22L131 23H137L138 22V19L139 18H137V17H140L141 16V14H142V16L141 17H143V14H144V16H145V18L147 19V17L148 18H151L152 17V14L151 13H153V17L151 18L153 21H151V22H153V23H150L149 21L148 22H146V24L147 23H149V25L148 26H150V29H148L149 27H147V29H146V27H145V29L148 31V32H146V30H141L139 27L141 26H139V27H136V28H139L138 30H139V34H137L138 32H134V34H133V32L131 33L130 31V34H129V32L128 31H123V33H124V35L126 34L127 36H129V37H131V38H129V39H127L126 37H124V36H122V34H120L122 31L121 30H123V29H119V32L120 33H118V35H117V37H116V35H113V33H109V34H111V35H113V36H111V35H107L106 33H107V29H105V28H103V23H102V26L101 25H97L96 27L94 26L95 25V23H97V22H99L98 21V17L101 15V17H102V20L104 19V17H103V15H102V13H100L101 12V10H100V12H97V11H99L97 8V11H95L96 9H95V7H96V4L98 3V0H91L92 1V3H93V5H90L88 2H86V0H84L83 1V4H82V0H75V3L78 5V4H80L81 5V7H82V5L87 9V10H89L90 8H94V10L93 9H91V11H94L93 12V19L95 20H93L92 21V19H90V17H91V15L89 14V16H88V14H87V17H89V20H91V21H88L89 23H92V25L90 26V24L89 25H82L81 24V21L83 20L82 18H84V15H83V13H84V11L82 12V11H80L79 9H81V8H79V6H76V4H75V7H77V8H75V7H73L74 6V0H31V2H30V0H9V2H8V0L5 2ZM10 1H12V2H10ZM134 1H137V3L135 4L134 3ZM152 1V0H151ZM7 2L9 3V6L7 5ZM41 2H44L43 4L45 5H43ZM47 2V3H46ZM49 2H50V4H49ZM73 2V3H72ZM78 2V3H77ZM124 2V3H123ZM236 1H234V2H232V5L233 6H231L230 7V5L228 6L230 9L228 10V9H226V10H228V12H231V14L232 15H234V17L233 18H231L230 19V17H231V15H229L228 13H226V16H224V20H225V18L226 19H228V16H229V19H230V22L229 21H227V22H225V23H223V25L225 26V28H227L226 30L228 31V32H235L236 33V31L235 30H240V29H242L241 31H245V30H243L245 27H244V24H245V26H246V28L247 27H250V26H252L253 25V23H251L252 25H250V23H249V19L251 20L252 19V15H250L249 13H246L245 11L246 10H250V9H248L246 6L244 7H242L241 5L238 7V6H236V5H238V3L236 4L235 3ZM2 3H4V5L6 6V7H4V5H2ZM21 3V4H20ZM37 3V4H36ZM53 3V4H52ZM86 3H88V4H86ZM122 3V4H121ZM11 4V5H10ZM38 4H40L39 6H38ZM41 4H42V7H41ZM130 4V5H129ZM152 4H155V3H153L152 2ZM34 5V6H33ZM46 5H48V6H46ZM14 6H15V8H14ZM28 6V7H27ZM95 6V7H94ZM127 6V7H126ZM147 6H149L148 8H147ZM4 7V8H3ZM25 7H27V8H29L30 9V11H29V9H27V8H25ZM49 7V8H48ZM51 7H56V8H54V9H51ZM108 7V8H107ZM153 7H155L156 8V6H153ZM171 7V8H170ZM172 7H173V9L177 12H175V11H173V9H172ZM175 7L177 8V9H175ZM193 7L194 8H196V6L195 5H193ZM228 7H224V8H228ZM241 7V8H240ZM37 8V9H36ZM38 8L40 9V10H42L41 12H39L38 11ZM43 8V9H42ZM44 8H45V10H44ZM48 8V9H47ZM58 8V9H57ZM127 8V9H126ZM151 8V7H150ZM223 8V9H224ZM23 9H26V11L25 10H23ZM56 9H57V12H60V13H57L56 12ZM73 9V10H72ZM82 9H83V7H82ZM149 9V10H148ZM165 10L164 12H165V14H167V13H169V14H167V16H164L165 14L163 13V10ZM15 10V11H14ZM49 10V11H48ZM54 10V11H53ZM76 10V11H75ZM115 11V12H112V11ZM127 10V11H126ZM162 10V11H161ZM168 10V12L166 13V11ZM226 10H224L225 12H226ZM237 10H241L240 12H242L244 15H245V17L244 16H242L240 13H239V17H236L235 15L236 14H233L232 13V11H234L235 13H236V11ZM242 10H244V12L242 11ZM17 11V12H16ZM37 11V12H39V15L37 14V12L35 13V12ZM43 11H44V13H43ZM51 11V12H50ZM53 11V12H52ZM74 13H73V12ZM90 11V10H89ZM172 11L174 12L173 14H172ZM223 11V14L225 13ZM247 11V12H248ZM2 12V13H3ZM16 12V13H15ZM19 12H21V13H19ZM27 12H29V14L27 15V19H26V17L24 16V14L26 13L27 14ZM31 12V13H30ZM47 12V13H46ZM54 12H56V13H54ZM78 12H80V13H78ZM162 12V13H161ZM171 12V13H170ZM180 12V13H179ZM35 14V16L33 15V14ZM51 13V14H50ZM95 13V14H94ZM98 13H100V15L98 14ZM114 13V14H113ZM182 13V14H181ZM238 13V12H237ZM246 13V14H245ZM18 16H17V15ZM25 14V15H26ZM30 14H32L33 15V17H32V15H30ZM41 14H44L43 15V17L42 18H40L42 15ZM46 14V15H45ZM80 14V15H79ZM82 14V15H81ZM151 15V17H149L148 15ZM159 14L161 15V16H159ZM162 14H164L163 16H162ZM178 14H180V15H178ZM247 14H249V16L247 15ZM36 15H37V18H36ZM41 15V16H40ZM78 15V16H77ZM130 15V16H129ZM159 16L158 18H159V20H157L158 18H157V16ZM177 15V16H176ZM225 15V14H224ZM238 15V14H237ZM240 15H241V17H240ZM246 15L248 16V18L249 17H251V18H249L248 20H246ZM20 16H24V19H23V17H22V19H21V17ZM62 16V17H61ZM73 16V17H72ZM83 16V17H82ZM176 16V17H175ZM31 19H29V18ZM80 17V18H79ZM101 17H99V18H101ZM131 17V18H130ZM5 18H6V16H5ZM19 18L20 19V22H19V20L18 21H15V20H17V19ZM33 18H34V20H33ZM36 18V19H35ZM40 18V19H39ZM79 18V19H78ZM96 18V19H95ZM154 18H157V19H155V21H154ZM26 19V20H25ZM64 19V20H63ZM82 19V20H81ZM128 19V20H129ZM137 19V20H136ZM23 20H25V21H23ZM157 20V21H156ZM239 22H245V23H243L242 25H239V24H237V22L238 21ZM244 20V21H243ZM22 21V22H21ZM30 23V24H28L29 26L30 25H34L35 27H37V28H39V29H36L34 26H33V28H32V26H30V28H29V26L27 25V23L28 22ZM56 21V22H55ZM75 21V22H74ZM97 21V22H96ZM121 21V20H120ZM226 21V20H225ZM23 22L24 23H26V24H24L23 25ZM31 22H32V24H31ZM67 22V23H66ZM95 22V23H94ZM229 22V23H228ZM250 22H252V21H250ZM18 23H21V24H18ZM52 24L53 26H51V25H48L47 26V28L45 27V25H47V24ZM65 23V24H64ZM94 24V25H93ZM152 24V25H151ZM154 24V25H153ZM238 25V26H236V27H234L235 25ZM241 24V23H240ZM15 25V26H14ZM16 25H18L19 27H17ZM26 25H27V27H26ZM57 25V26H56ZM74 25V26H73ZM121 25H123L124 26V24L123 23H121ZM146 25V26H147ZM234 25V26H233ZM20 26H22L21 28H20ZM39 26V27H38ZM42 26V27H41ZM52 27V29H53V27H54V29L55 30H53V31H51L50 29H49V27ZM94 26V27H93ZM143 26V25H142ZM145 26V25H144ZM152 26H155V28H153V29H151V27ZM11 27V28H10ZM25 27V28H24ZM45 27V28H44ZM50 27V28H51ZM177 27V26H176ZM254 29H255V27L254 26H252ZM252 27H250L249 29L251 30H249V29H246V32L249 30L250 31V36H252L253 34H252V32H253V28ZM22 28H24V29H22ZM33 29V31H32V29ZM77 28V29H76ZM79 28V29H78ZM121 28H122V26H121ZM142 28V27H141ZM194 29L195 28V25H193V24H191L190 26H187V29ZM253 30H252V29ZM34 29H36V30H34ZM47 29V32H45V30ZM80 29H81V31H80ZM88 29V30H87ZM186 29V30H187ZM235 29V30H234ZM25 30H27V31H25ZM50 30V31H49ZM107 30V31H106ZM133 30V29H132ZM137 30V29H136ZM173 30H175V29H173ZM30 31H31V33H30ZM78 31V32H77ZM93 31V32H92ZM169 31V32H168ZM43 32V33H42ZM103 32H106V33H103ZM109 32V31H108ZM239 32V31H238ZM256 32H258V31H256ZM255 32V33H256ZM15 33V34H14ZM35 33V34H34ZM46 33V34H45ZM164 33V35L162 36L161 34H163ZM247 33V34H248ZM254 33V32H253ZM115 34V33H114ZM132 34L134 35V36H132ZM173 34H175V33H173ZM38 35V36H37ZM125 35V36H126ZM169 35V36H168ZM239 35V33L237 34V36ZM12 36V35H11ZM72 36V37H71ZM93 36H95L97 39H95L94 40V37ZM40 37V38H39ZM37 38H39V39H41V40H39V39H37ZM46 38H48V40L46 39ZM93 38V39H92ZM101 38V39H100ZM102 38H105V40L103 39L102 40ZM107 38V39H106ZM111 38V39H110ZM239 39L236 41V42H242V44H241V46H242V48L243 47H245V44L246 45H248L247 43H250V45L252 44V41H253V39L252 38H250L252 41H250V42H248L250 39L249 38H246V34H244L243 32H241V34L239 35V37H238ZM35 39V40H34ZM44 41H43V40ZM164 39V40H165ZM170 39V38H169ZM37 40V41H36ZM39 40V41H38ZM54 40H56V41H54ZM87 40V41H86ZM107 40H110L109 42L107 41ZM163 40V41H164ZM248 40V41H247ZM74 41V42H73ZM90 41H92V43L90 42ZM94 41H95V43H94ZM157 41H159L158 43H157ZM169 41V40H168ZM23 42H24V44H23ZM26 42V43H25ZM43 44H45V45H43ZM56 42V43H55ZM64 42V43H63ZM149 42H152L151 44H149ZM153 42H156V47H158V46H160V44H162L161 45V47H160V50H162V52L163 53H161L160 52V55H157V57L159 58V59H157L156 61L158 62V63H160V65H158V63L155 61V60H153L154 58L156 59L157 57H156V53L157 54H159L158 52L160 51L159 50V47L156 49V47H152L153 46ZM49 43V44H48ZM67 43H69L70 44V47H69V44H67ZM109 43H112L111 45L109 44ZM167 43V42H166ZM243 43H245V44H243ZM6 44V43H5ZM57 44H59V45H57ZM63 44H65V48L67 47V49L68 50H66V51H64L65 50V48L63 47L64 45ZM73 44H75V45H73ZM80 44V45H79ZM109 44V45H108ZM254 44V43H253ZM7 45V44H6ZM71 45H73L72 46V48H71ZM79 47H78V46ZM81 45H82V47H81ZM85 45V46H84ZM106 46V45H108V47L109 48H107L108 49V55L106 54V52H103V56H102V53L101 52H99L98 53V55L99 54H101V55H99V57H96L97 58V61H94V60H92V59H90L91 57H92V55H93V53L94 52H97V50L99 51L100 50V48L101 49H103L102 48V46ZM148 45H151L150 47L148 46ZM249 45V46H250ZM8 46V45H7ZM26 46V47H25ZM40 46V47H39ZM60 46V47H59ZM74 46H77V50H76V52H75V55L73 54L72 55V53L74 52H72V49H73V47ZM103 46V47H104ZM154 46H155V43H154ZM164 46V47H163ZM240 43H239V45H237L236 46V50L235 49H232L233 50V52H230L228 55H230V54H234L236 51H238L236 54H238V56H239V54L242 56V55H244V53H243V49H240ZM10 47H12L11 45H10ZM32 47V48H31ZM56 49H58V50H56ZM63 47V50L61 51H59V49L60 48H62ZM81 47V48H80ZM147 47L149 48V50H151L150 48H155L156 49V51L158 50V52H156L155 51V49H152L151 50V52L149 51V50H147ZM247 47L248 46H246L245 47V49H247ZM34 48H36L35 50H32V49H34ZM71 48V49H70ZM99 48V49H98ZM132 48H133V50H132ZM136 50H135V49ZM146 48V49H145ZM162 48V49H161ZM172 48V47H171ZM12 49H13V47H12ZM55 49V51H57V53L54 51L53 52V50ZM74 49H75V47H74ZM106 49V48H105ZM105 49H103V50H105ZM106 49V50H107ZM240 49V50H239ZM30 50L34 53V52H36V54H37V52L39 51L40 52V50L41 51H44V52H38L39 54H35V57H34V55H33V53L31 52L30 53ZM38 50V51H37ZM45 50H46V52H45ZM96 50V51H95ZM147 50V51H146ZM214 50H216V51H219V50H217V49H214ZM235 50V51H234ZM27 51H29V52H27ZM59 51V52H58ZM101 51V50H100ZM133 51V52H132ZM142 51H146L144 54L142 53ZM152 51L153 52H155L154 54H152ZM205 51V50H204ZM20 53V55L22 56V54ZM46 53V54H45ZM50 53V54H49ZM58 54V55H56V54ZM83 53H85L86 55H84ZM132 54L133 53V55L131 56L130 55V57L128 56L129 54ZM33 56H32V55ZM46 56H45V55ZM49 54V55H48ZM60 54H61V56H62V58L60 57ZM68 54V55H67ZM69 54L71 55V57L69 58ZM88 54V55H87ZM95 54H97V53H95ZM94 54V55H95ZM147 54V55H146ZM149 54V55H148ZM151 54V55H150ZM164 54V55H163ZM44 55V56H43ZM66 55V56H65ZM112 56V57H110V56ZM124 55V56H123ZM143 56L142 58H141V56ZM20 56V57H21ZM38 56V57H37ZM43 56V57H42ZM56 56H58V57H56ZM68 56V58L69 59H65L64 57H67ZM74 56V57H73ZM87 56H89L88 58H87ZM152 56H154L153 58H152V62H151V57ZM227 56V55H226ZM78 57V58H77ZM119 57V58H118ZM167 57V56H166ZM39 58V59H38ZM40 58H42V59H40ZM44 58V59H43ZM122 58V59H121ZM150 58V59H149ZM23 59V60H24ZM65 59V60H64ZM87 59H89V61H91L92 60V62L91 63H93V65L91 64V63H89V64H87V68H83V66H85L83 63H87L85 60H87ZM102 61H100V60ZM119 59H121V60H119ZM35 60V61H34ZM38 61V63H37V61ZM189 60V59H188ZM39 62H44L43 64L42 63H39ZM45 62L47 63V64H45ZM50 62V63H49ZM56 62H60L59 64L58 63H56ZM74 62V63H73ZM99 62L100 63H102L103 64V66H104V68L106 69H99V68H101L100 66V64H99ZM107 62V61H106ZM184 62H186V60L184 61ZM52 63V64H51ZM80 63L81 64H83V66H81L80 65ZM94 63H96V65L97 66H95V64ZM173 63V62H172ZM179 63H180V61H179ZM178 63V64H179ZM187 63V62H186ZM185 63V64H186ZM190 63V61H188V63L187 64H189ZM37 64V65H36ZM38 64H40V65H38ZM50 66H49V65ZM57 64V65H56ZM62 64V65H61ZM77 64H79V65H77ZM98 64H99V66H98ZM149 64V65H148ZM161 64L163 65V66H161ZM171 64V63H170ZM176 64H177V62H176ZM183 64V63H182ZM185 64H183V65H185ZM187 64L185 65V66H187ZM32 67H31V66ZM57 66V68L54 70V69H52V72H53V70L56 72V73H51L50 74V70L49 69H51L50 67H52V66ZM89 65V66H88ZM145 65H147V67L145 66ZM180 66H179V68H177V69H181L180 67H181V63L179 64ZM39 66V67H38ZM48 66V67H47ZM63 66H64V68H63ZM102 66V67H103ZM155 66L156 67H158L159 68V66L160 67H162L161 68V70H159L158 68H155ZM184 66V67H185ZM190 66V65H189ZM46 67V68H45ZM60 67V68H59ZM78 67V69L80 70L81 69V67H82V69H84V71H83V73H82V71H78L76 68ZM146 67V68H145ZM148 67H150V68H148ZM154 67V68H153ZM166 67V66H165ZM183 67V68H184ZM39 68V69H38ZM45 70V72L48 70V71H50L49 72V74L50 75H52V77L48 74V73H45L44 72V70ZM53 68H55V67H53ZM59 68V69H58ZM90 68H92V73H90V72H88L89 70H91ZM151 68H153V69H151ZM182 68V69H183ZM186 68H188V66L186 67ZM57 69H58V73L60 74V76H61V74H64V76H59V74L57 73ZM74 69V70H73ZM143 71H142V70ZM156 69H158L157 71H156ZM165 69V70H164ZM30 70H31V72L33 71V75H31V72H30ZM38 72H37V71ZM41 70L43 71V74H47V75H49L48 77L50 78H48L46 75H44V80H46V82L45 81H43V79L41 80V78H42V76H40V74H41ZM61 72H60V71ZM62 70L64 71V73L62 72ZM73 70V71H72ZM97 70V71H96ZM105 70V71H104ZM139 70V69H138ZM149 70V71H148ZM155 70V71H154ZM253 70V69H252ZM35 71V72H34ZM47 71V72H48ZM99 71V72H98ZM100 71H102V72H105L106 74H103V73H101ZM118 71V70H117ZM130 71V70H129ZM129 71L127 72L126 71V73H127V75H128V73H129ZM152 71V73H149V72H151ZM180 71H182V70H180ZM19 72H21V71H19ZM249 72V69H243L242 70V74H247ZM30 73V74H29ZM98 73H101V74H98ZM161 73V72H160ZM185 73V72H184ZM37 76V77H35V75ZM42 74V75H43ZM58 74V75H57ZM79 74V75H78ZM90 74H94L93 75V77L91 76V78L92 79H89L88 78V76H90ZM131 73H129V75H130ZM148 74V75H147ZM150 74V75H149ZM154 74V75H155ZM168 74V73H167ZM122 75H124V73H122ZM186 75V74H185ZM87 78V79H89V82H87V81H84L85 80V77ZM55 77V78H54ZM56 77H58V78H56ZM63 77V78H62ZM67 77V78H66ZM128 77L129 76H126V81L128 80ZM162 78V77H164V76H160V74H159V77H158V75H157V77L155 76V79H154V83L155 84H157L158 85V87H156V85L155 84H153V82H151L152 83V85H150V86H152L151 87V89L153 90V91H156L157 89L156 88H159V83L161 82V80H160V82H159V78ZM165 77H167V76H165ZM40 78V79H39ZM52 78V79H51ZM82 78H84V79H82ZM147 78V79H148ZM156 78L158 79V83H156L157 82V80H156ZM184 78V77H183ZM61 79V80H60ZM67 79H68V81H67ZM86 79V80H87ZM96 79H97V77H96ZM163 79V78H162ZM185 79V78H184ZM67 82H66V81ZM76 80V81H75ZM91 80V81H90ZM41 81H43V83L45 82V83H47V85H43V83L41 82ZM49 81V82H48ZM61 81V82H60ZM65 81V82H64ZM70 81V82H69ZM95 81V80H94ZM104 81V80H103ZM170 81H171V79H170ZM169 81V83H171ZM87 82V83H86ZM96 83H98L97 82V80L95 81ZM94 82V83H95ZM163 82V81H162ZM161 82V84H162V86L163 85H165V84H169V83H167V81H165V82H163L162 83ZM42 83V84H41ZM50 83H53V85L52 84H50ZM61 85L62 83V88L60 87V85ZM68 83H71V84H68ZM50 84V85H49ZM93 84V83H92ZM90 86H92L91 85V83L89 84ZM99 85V84H98ZM153 85H154V89H153ZM166 85V86H167ZM38 86V87H37ZM44 86V87H43ZM51 86V87H50ZM58 86H59V88H58ZM67 86V87H66ZM94 86V85H93ZM149 86V87H150ZM169 86V85H168ZM34 87V88H33ZM55 87H56V90H54L55 89ZM63 87H64V89H63ZM66 87V88H65ZM95 87H96V85H95ZM101 87V86H100ZM102 87H105V86H103V83H102ZM179 87H182V89L184 88L183 86H179ZM179 87H178V89H179ZM45 88H47V89H45ZM54 88V89H53ZM57 88H58V90H57ZM80 88V89H79ZM88 88H89V86H88ZM91 88V87H90ZM89 88V89H90ZM148 88V87H147ZM164 88H165V86H164ZM34 89H37V90H34ZM51 91L52 89L54 90V93H52V92H50L49 90ZM63 89V90H62ZM92 89V88H91ZM96 89H98V87L96 88ZM150 89V90H151ZM156 89V90H155ZM181 89V88H180ZM181 89V90H182ZM187 89V88H186ZM186 89H184V91L186 90ZM73 90V89H72ZM93 90V89H92ZM92 90H91V92H92ZM165 90H167V87H166V89ZM181 90L179 91V90H177L176 89V92H177V94H178V96H180L182 93H185V92H182V93H180L181 92ZM22 91H23V93H22ZM49 91V92H48ZM58 93H57V92ZM74 91V90H73ZM76 91V90H75ZM95 91H97V90H95ZM153 91H151V92H153ZM183 91V90H182ZM187 91H188V89H187ZM186 91V92H187ZM41 92V93H40ZM46 92H48L47 94H50V93H52V94H55V95H51V96H58L61 100H60V103H61V105H58L59 103H57V102H59V98H58V101H56V98L55 99H52L51 101H49L48 99H46L47 97H45V96H48V97H50L49 95H45L44 93H46ZM63 92V93H64ZM99 92H100V90H99ZM27 93V94H26ZM39 93V94H38ZM88 93H90V90L88 91ZM156 93V92H155ZM180 93V94H179ZM31 94V95H30ZM35 94V95H34ZM44 94V95H43ZM59 94H61V96H59ZM67 94H68V92H67ZM91 95L93 94V93H90ZM95 94V93H94ZM93 94V95H94ZM98 94H101V93H98ZM33 95V96H32ZM37 95V96H36ZM40 95V96H39ZM86 95V96H85ZM185 96V94H182L181 96H180V98L182 97V96ZM83 97L85 96L86 98L87 97H89L90 95H87V93L86 94H84V95H82ZM183 96V97H184ZM199 96V98L201 97L202 99H201V101L203 100L204 101V99L206 100V94H200V95H198ZM198 96L196 95V98H192L193 100H194V103L196 104V101L195 100H197V98H198ZM68 97V96H67ZM71 96H69V98H70ZM64 98H66V95L64 96ZM90 98H91V96H90ZM92 98L94 99V97L92 96ZM91 98V104H90V102H89V106H88V103L86 104L87 105V107H89L90 109H91V107H92V110H93V112L95 113L96 112V110H98V108H100V106L97 104V103H95L94 102V100ZM108 98V97H107ZM110 98V97H109ZM62 99L64 100V102L62 101ZM85 99V98H84ZM89 99V98H88ZM31 100H33V101H31ZM44 100V101H43ZM49 101V102H52V103H50V107L51 106H53V103H55L54 105H56L57 104V106H55L54 108H52V109H48V110H46L47 108H49V106H46V105H49L48 103H47V101ZM85 100H87V99H85ZM189 100V99H188ZM193 100H189V101H191L192 103L190 104H188V105H194V103H193ZM198 100H200V99H198ZM198 100H197V102H198ZM7 101H8V99H7ZM10 101V100H9ZM29 101H31L30 102V104H29ZM37 102V104H36V102ZM56 101V102H55ZM62 101V102H61ZM92 101L94 102V103H92ZM96 101V100H95ZM105 101V100H104ZM12 101H10V103H7V102H4V104L5 103H7L8 105H11V104H13L14 105V103H11ZM107 102H110V101H108V99L106 100V103ZM35 103V104H34ZM39 103V104H38ZM65 104L64 105V107H63V105L62 104ZM74 103V102H73ZM7 104H5L4 106H3V104H2V110H4V107L6 106V108L9 110L10 108H8L7 107ZM26 104H29V107H28V105H26ZM52 104V105H51ZM94 104V105H93ZM108 104V103H107ZM115 104V103H114ZM24 105H26V107L23 109V106ZM35 105V106H34ZM44 105V106H43ZM96 105H98V106H96ZM112 105V104H111ZM110 105V106H111ZM31 106H34V108L33 107H31ZM42 106H43V108H42ZM47 108H46V107ZM74 106H76V105H72L71 104V106L69 105V107L70 108H72L73 107V109L72 110H74L75 108H74ZM109 105H107V108L109 109L110 107H108ZM113 106H115V105H113ZM186 106V105H181L180 106V108H182V109H188V108H192V107H194L195 108V106H196V111H195V109H194V111H192V110H186V112L188 111L189 112V114H188V112H187V115H185L186 113H181L182 112V109H180L179 107V111L181 110V112H179L180 114H184L185 116H186V118H187V120H188V123H187V121L185 120L186 118L184 117V116H182L181 115V117L180 116H178V120H180V122L178 121V120H176V121H174L175 122V124H174V122L173 121H171L170 122V120L168 119V118H166V116H164L163 117V119H165V121H166V123H167V121H169V123L170 124H166L165 122H162V123H164V124H162L163 125V130L162 129H160V131L162 130V132H158L157 130H156V126H154L153 125V122H151L152 124H150L151 126L150 127H154L155 128V130H154V128L153 129H150V127L148 128V130H149V134H150V136L152 137V138H155V139H159L160 141H158V144H156L155 145V147H154V153H158V154H160L161 156H162V160L163 161H159L158 163H157V167L159 168V170L157 171V172H153L154 170H152V173L149 175V177H148V173L146 174L145 173V175H147V177L146 178H148L147 180L145 179H143L142 177V174H141V179L142 180H144V181H146V183H147V185L146 186H144L145 184L143 183L142 185L144 186V187H147L146 189H147V191L148 192H152V186H155V185H158V188H160V186H161V188L160 189H157V190H160L161 192V194L162 195H160L159 196V198L162 196L165 200L163 201V204H164V202H167V203H165L166 205H167V207H169L168 208V210H165V208H166V205L164 204H162V210L160 209L161 207H159L158 209L159 210H161V211H166V212H164L163 213V215H165V216H163V218H162V215L160 216V215H156V214H154L155 216H154V218H155V220H156V222H157V226L158 227H155L154 225H151V224H147V223H149V220H148V216H147V223H146V227L144 226V225H142V224H139V225H142V226H140L141 228H142V230H141V228L139 227V226H137V227H135V228H132L131 230H130V228H131V226L129 227V225H128V227H127V225H125V223L124 224H122V223H120L121 225V231H123V234L125 235H118L117 237H118V239H120V238H122V237H124V239H120V240H123L124 242H121V243H123L124 244V247H122V249H124L123 251H125V253L127 254H125V253H123L124 254V256H123V254H122V252H121V250L120 251H117V250H119V249H121V246H120V244H118V241H120V240H118L117 242H114V240H116V235L115 234H112V232H114V229H112V228H114V225L116 226V224H118V222L117 221H121V222H123V220H119V219H117V221L116 220H111L110 218L114 215L113 213H115V212H111V211H109L110 212V221H113V222H115L116 221V223L114 224V223H110V225L111 224H113V226H110V225H108L107 223V225H106V227L104 226L105 225V223H103L104 225V227H105V232L106 233H109V234H112V236L114 237V235H115V239H112L113 241V244H111V243H109V240H108V244H111L110 246H107L109 249L108 250H111V251H113V248H114V250L115 251H117V255L115 254L114 256V259L116 260V259H118L119 261H118V263L119 264H181V263H183V264H185V263H187V264H190V262H193V264H194V261H195V264H203V263H207V264H214V262L212 261V260H214L215 261V258H212V257H217L219 254H217V252H216V250H219L220 252H218V253H220L221 254V252L223 251H227L228 252V249L227 250H225V249H223L222 250V248H224V247H222V248H220L222 245H221V243L224 241H230V240H227V239H223V238H226V237H224V235L223 236H217L215 233H213L212 231L213 230H210V231H207L208 229H211L212 227H214V232H215V229H220V225L219 224H221L222 222H223V220L222 219H224V218H226L227 217V219H229V220H227L226 219V221H225V223L223 224V225H225L224 226V234L226 233L227 235H229L230 236V238H233V236H231L230 234H233L232 233V231H231V229H234L233 231H235V229L237 230V231H235L234 233H236V232H238L239 230L238 229H242L243 231H244V233L243 234H239L238 233V235H239V239H237L236 238V241L238 240H242V241H244V242H242V243H244V245L243 246H246L247 247V251H248V248H251V246H252V251L253 250H255L254 251V254H253V256H255L256 255V257H259L260 256V254H258L259 256H257V253L259 252V253H262L263 251H264V232L262 231L264 228L262 227V226H264V225H262L261 227L263 228H261L260 226H256L257 225V221L258 220H262V219H259L260 218V215H262V213L264 214V207H263V205H261V203L262 204H264V190H260L261 189V186L263 187V189H264V175L262 174V172L260 171V172H258V170H257V173H256V171L254 172V174H255V176L253 177V176H251V177H249L248 178V180L250 181V182H248L250 185H252L251 184V182L252 183H254V181H256L255 183L256 184H260L261 186H257L256 184H255V186H254V189H256V188H258L257 189V191L255 192L254 191V193L252 192L251 194H249L250 192H248L249 191V188L247 189L248 191L246 192V189L245 190H240L241 188L239 187V189H237L238 188V186H236L237 188H235V183L237 182V181H239V182H242L241 180V178H239V177H237V176H233V175H231V173L229 174L228 173V177H226L227 176V172L225 173L226 175H225V177L227 178H225L224 177V174H222V169H219V168H222V166H224L223 165V163L220 161V159H221V157L222 156H219V150H218V148H215V149H213L214 147H215V140L214 141H211L210 139H206V138H204V136H202V135H200L198 132H196L197 131V129H196V131H195V128H197L196 126H195V128L193 127L194 125H197L198 126V122L200 121V123L202 124L204 121H205V119H206V115L203 113V112H198L199 110H197V105H195V106ZM60 107V110H59V112H60V114H59V112H58V108ZM6 108H5V110H6ZM28 109V110H26L25 111V109ZM38 108V109H37ZM46 108V109H45ZM78 108H80V107H78ZM78 108H76V110H74L73 112H74V114H76V112H77V109ZM94 108L96 109L95 111H94ZM12 109H10L12 112H13V110ZM33 109V110H32ZM45 109V110H44ZM65 109V108H64ZM81 109V108H80ZM80 109H78L79 111H80ZM88 109V108H87ZM122 109V108H121ZM7 110V114H8V116H12V114H10L9 115V111ZM68 110H71V109H68ZM149 110V109H148ZM10 111V112H11ZM61 111H63L64 113H65V111H66V114H64V113H62ZM91 111V110H90ZM105 111H107L106 109H105ZM120 111V110H119ZM122 111V110H121ZM120 111V112H121ZM150 111H152L151 109H150ZM17 112V111H16ZM40 112H41V114H40ZM70 112V111H69ZM68 112V113H69ZM92 112V111H91ZM123 112V111H122ZM191 112V113H190ZM192 112H194V115H196V116H199V117H197L198 119H197V124L195 123V118L193 117V113ZM20 113V112H19ZM20 114V116H23L24 115V113L23 114ZM26 114L25 113V116L27 115L28 117L30 116V114ZM44 114V116H46V117H44V116H42L43 114ZM64 115H62V114ZM72 113V112H71ZM80 113H81V111H80ZM57 114V115H56ZM73 114V113H72ZM96 114V113H95ZM113 114V113H112ZM122 114V113H121ZM191 114V115H190ZM60 115V117H58ZM109 115H111V114H109ZM179 115V114H178ZM190 115V116H189ZM18 116V115H17ZM25 116H23L25 119H27V117H25ZM53 116H56L57 118L56 119H53ZM71 116V115H70ZM73 116V115H72ZM71 116V117H72ZM189 116V117H188ZM49 117V118H48ZM52 117V118H51ZM69 116H67L66 118H68ZM74 117H76L75 115H74ZM111 117V116H110ZM118 117H121V116H118ZM182 117H184L185 119H182ZM47 118V119H46ZM51 118V120H49ZM55 118V117H54ZM63 120H62V119ZM122 118V117H121ZM180 118V119H179ZM5 120H3L2 121V123L5 121V123H7V119H6V117L4 118ZM10 119V118H9ZM75 119V118H74ZM73 119V120H74ZM77 119H79V118H77ZM111 119H112V117H111ZM118 120H120L119 118H117ZM162 119V120H163ZM168 119V120H167ZM1 120V119H0ZM12 120V119H11ZM40 122H39V121ZM53 120H55V121H53ZM56 120H58V121H56ZM60 120V121H59ZM62 120V121H61ZM76 120V119H75ZM82 120V119H81ZM181 120H183V121H185V122H183V121H181ZM208 120L209 121H211V119H210V117L208 118ZM10 121V120H9ZM38 121V122H37ZM84 121V120H83ZM1 122V121H0ZM60 122L62 123V124H60ZM79 122V121H78ZM106 122H108V121H106ZM262 120H261V123L259 124V126L257 127V130H255V131H257L256 133H255V131L254 132H252L251 134H248V136L249 137H252V138H250L249 140H251V141H253L254 143H253V145H251L250 146V148H248V149H241V151H240V149H236V151L235 150H233V154H235V155H237L239 158H245L247 155H248V153H250V152H252V149H253V152L255 153L256 151V153L254 154L253 153V155H254V158H255V160H256V158H257V161L259 162V163H261L259 160L260 159H263V161H262V163L264 164V125H262ZM0 123V128H1V130H0V132H2L3 131V133H4V131H5V129L6 128H4V127H6L5 125V123ZM40 123V124H39ZM47 123V124H46ZM57 123V124H56ZM59 123V124H58ZM88 123V122H87ZM178 123V124H177ZM183 123V124H182ZM189 124V123H191V125H192V127H191V125H188V126H184V129L182 128L183 127V125L184 124ZM46 124V125H45ZM55 124V125H54ZM172 124V125H171ZM47 125H49L48 127H47ZM59 125V127H56V126H58ZM76 125H80V127L82 128V129H80L81 130V132H79V130L77 131L78 133H75V132H73V133H75V134H77V135H79L80 134V136L82 135H85V136H89V135H87L89 132H88V128H87V126L89 125H84V124H79V123H77ZM76 125H73V127L75 126L76 127ZM85 126V128H83L82 126ZM153 125V126H152ZM174 125H176V126H174ZM210 125H211V123H210ZM262 125V126H261ZM90 126V125H89ZM88 126V127H89ZM181 126V127H180ZM55 127V128H54ZM173 127H174V129H173ZM175 127H176V129H177V131H176V129H175ZM186 127H188V128H186ZM189 127H191V131H189ZM260 127H262L261 129H260ZM2 128H3V130H2ZM41 128V129H42ZM162 128V127H161ZM186 128V129H185ZM59 129V130H58ZM78 128H76V130H77ZM194 131H193V130ZM58 132H57V131ZM73 130L75 131V129L73 128ZM86 133V134H84V133H82L83 131ZM87 130V131H86ZM90 130V129H89ZM259 130V131H258ZM58 133V135L56 134V132ZM66 131V130H65ZM68 132V134H69V130H67ZM43 132V131H42ZM92 132V131H91ZM90 132V133H91ZM3 133H0V135L1 134H3ZM52 133L53 134H55L54 136L52 135ZM93 133V135L95 136V138H96V134H94V132H92ZM92 133H91V135L90 136H92V138L90 137V139H92L93 141H92V143L93 142H96V143H99L100 144V142H102L101 140H97V139H99L100 138V136H99V138H96V139H94V137H93V135H92ZM65 134V133H64ZM162 134V136H160ZM99 134H97V136H98ZM252 135V136H251ZM2 136V135H1ZM1 136H0V138H1ZM59 136V137H60ZM67 135L65 134L64 135V137H66ZM73 135H71V136H69V137H72ZM79 136V137H80ZM81 136V137H82ZM247 136V135H246ZM246 137L247 138V140H248V138L249 137ZM63 137V138H64ZM68 137V136H67ZM76 137V136H75ZM261 137H263V141H261L260 140V138ZM3 138V137H2ZM63 138H60V139H63ZM76 138H78V137H76ZM164 138H165V140H164ZM59 139V138H58ZM65 139V138H64ZM69 138H67V140H68ZM72 139H74V136L72 137ZM72 139H71V141H72ZM82 139V138H81ZM113 138H111V141L109 140L108 142H113L114 140H112ZM255 139V140H254ZM48 140V139H47ZM67 140H65V142L67 141ZM77 140V139H76ZM99 141V142H97V141ZM161 140H163V143H164V141H166V143H164V145H162V142H161ZM52 141V140H51ZM50 140H49V142H51ZM57 141V140H56ZM69 141H70V139H69ZM84 141V139L83 140H81V142H83ZM85 141H87V140H85ZM106 141V140H105ZM58 142V141H57ZM77 143H79V140L78 141H76ZM75 142V144H77ZM115 142V141H114ZM113 142V143H114ZM60 143H61V141H60ZM60 143H58V144H60ZM63 143V142H62ZM67 143H69V146H70V144H71V142H68L67 141ZM73 143H74V140L72 141V144H71V146L73 145ZM84 143V142H83ZM86 143V142H85ZM91 143V141H88V145ZM248 143H250V141L248 142ZM50 144V146L52 145L51 143H49ZM58 144H57V146H55V147H58ZM74 144V145H75ZM102 144V146H100ZM100 145H99V147H102V148H105L106 147V145L104 144V141H103V143H101ZM104 144V145H103ZM56 145V144H55ZM63 144H61L60 145V147L59 148H61V146H62ZM65 145L67 146V144L65 143ZM73 145V146H74ZM78 145V144H77ZM79 145H82V143L80 144L79 143ZM86 145V144H85ZM87 145V146H88ZM93 146H94V143L92 144ZM92 145H89L90 146V149L92 150V148H91V146ZM112 145V144H111ZM161 145H162V147H163V149L161 150ZM256 145V146H255ZM69 146H67V147H69ZM70 146V147H71ZM73 146H72V148H73ZM86 146V147H87ZM88 146V147H89ZM105 146V147H104ZM254 147V148H251V147ZM75 147V146H74ZM84 147V146H83ZM86 147H85V149H86ZM87 147V148H88ZM98 147V148H99ZM205 147V148H204ZM258 149H256V148ZM63 148H65V146H63ZM82 148V146H80V150H82L81 149ZM94 148H95V150H96V148L97 147H93V150H94ZM172 148H174V149H176V151L175 152H173V153H175V154H178V155H182V157H183V159L182 160H184V161H176L175 162V164H174V161H168L169 160V150L170 149H172ZM207 148V149H206ZM67 149L68 148H65L64 149V151L66 150L67 151ZM75 149V148H74ZM74 149H72L73 150V152H75L77 149H78V147L76 148V150L74 151ZM85 149L83 148V150L85 151ZM209 149V150H208ZM211 149V150H210ZM3 150L4 149H2V152H3ZM6 151H7V149H5ZM4 150V153L6 152ZM58 150H61V149H58ZM58 150H56V155L58 156V153L59 152H57ZM72 150L70 149H68V151H71V153H73L72 152ZM79 150V149H78ZM78 150H77V153H75V155L76 154H79V156L81 155L80 154V152L81 151H79L78 152ZM82 150V151H83ZM99 150V149H98ZM161 150V151H160ZM248 150V151H247ZM250 150V151H249ZM63 151V150H62ZM63 151V152H64ZM86 151H89V148H88V150H86ZM86 151H85V153H86ZM90 152V151H89ZM88 152V153H89ZM93 152V151H92ZM94 152H97L96 153V155H95V158H96V156L98 155V153L100 154V152H98V151H94ZM3 153V154H4ZM103 153V152H102ZM7 154H8V151H7ZM64 155H68V153L67 152H65V153H63ZM69 154H70V152H69ZM84 154V153H83ZM87 154V153H86ZM90 154V157L92 158L94 155H92L91 153H89ZM94 154V153H93ZM61 155H62V153L60 154V157L59 158H61ZM63 155V157H64V159H65V157H67V155L66 156H64ZM71 155V154H70ZM73 155H74V153H73ZM88 156V155H87ZM100 156H102V154L100 155ZM103 156H104V154H103ZM219 157V159H218V157ZM242 156H245V157H242ZM63 157H62V160H63V162L64 163H62V160H60V162H61V164H59V165H56L57 167H53L52 165H50V167H52V168H48V167H46V169L48 170V173L47 172H45L44 174L42 173L41 174V176L40 177H42V179L43 178H45V180L47 179V177H48V179L50 178V179H53V178H51V177H53V176H55L56 177V179H59V177L61 176V175H58L59 177L57 178V173H60V174H63L62 172H63V168H66V166L68 165L67 163H66V160L64 161V159H63ZM69 157V156H68ZM67 157V159H70V158H68ZM74 156H72L71 158H73ZM77 157V156H76ZM89 157V158H90ZM56 158H58V157H56ZM55 158V159H56ZM89 158H86L85 160H87V161H83L82 159H83V156H82V159H81V157H80V159L82 160V161H80V160H78L79 162H80V164H81V162H82V165H81V167H83V165H85L86 166V162H88L89 163V165H90V163L92 162L93 163V159H94V157L92 158V160H91V162H89ZM77 158H75V160H76ZM79 159V158H78ZM100 160L102 159V162H106V159H104L103 157L102 158H99ZM98 159V160H99ZM104 159V160H103ZM181 159V158H180ZM58 160V159H57ZM73 160L74 159H72V161H71V164H73L74 162L75 163H77V164H79V162H77V161H75L74 160V162H73ZM54 161V160H53ZM218 163V161H219V164H217V165H215L216 164V162ZM55 162L58 164L59 162L58 161H56L55 160ZM54 162V163H55ZM68 162V161H67ZM70 162V161H69ZM97 162H99V161H97ZM182 162V163H181ZM224 162V164L226 163L227 164V162H225V161H223ZM51 163H53V162H51ZM55 163V164H56ZM85 163V164H84ZM106 163H108V162H106ZM204 163L206 164L205 165V167H203V165H204ZM208 163H210V165L208 164ZM67 164V165H66ZM70 164V163H69ZM76 164V165H77ZM94 164V163H93ZM173 165V168H170L172 165ZM252 164V163H251ZM66 165V166H65ZM88 165V166H89ZM169 165H170V167H169ZM175 165V166H174ZM250 165V164H249ZM78 167H79V165H77ZM88 166H86L87 167V169L90 167H88ZM94 166V165H93ZM93 166H92V168H93ZM96 166V165H95ZM216 166H217V168H216ZM221 166V167H220ZM226 166V165H225ZM225 166L223 167L224 169H223V171H226L225 170ZM228 166V168H230L231 166H229V165H227ZM227 166H226V168H227ZM251 166H254V164H252ZM153 167H154V165H153ZM234 167V166H233ZM156 168V167H155ZM235 168V167H234ZM251 168V167H250ZM82 169V168H81ZM205 169V170H204ZM212 171H211V170ZM86 170V169H85ZM156 170V169H155ZM162 170H167L168 171V176L169 175H171L170 176V178H167V174H166V176H165V174H164V177H163V175H161V171ZM207 170H210V171H207ZM218 170H220L221 172H219ZM87 171H89V170H87ZM160 171V172H159ZM214 171V172H213ZM163 172V171H162ZM52 173H56V174H52ZM138 172H136V174H137ZM211 173H213V174H211ZM224 173V172H223ZM232 173H233V171H232ZM50 174V175H49ZM65 174V173H64ZM195 174L197 175V176H195ZM201 175V177H202V179H200V180H202V181H204L205 183H206V181H207V179L210 177L211 178V182H212V184H210L211 185V187H210V185L208 186V188H207V191L205 192V193H209V192H212V190H209L210 188L211 189H213L214 190V192H213V194L211 193H209L210 195H208V196H206L205 195V193H203L204 195L203 196H200V194L196 191V190H198V189H201V188H203V187H199L198 189H196L195 190V188H197V187H194L193 188V186L197 183V181L198 180H196L197 178H200V177H198V176H200ZM49 175V176H48ZM144 175V174H143ZM196 177V181L194 180V176ZM230 175L232 176V177H235V179L236 178H238L239 180H235L234 178H231L230 179V181H232V182H234V181H236V182H234V184L231 182V184H230V181H228L227 182V180H229V178H230ZM235 175V174H234ZM257 175V176H256ZM28 174H27V178H28ZM47 176V177H46ZM64 176V175H63ZM138 176V175H137ZM139 176H140V174H139ZM181 176V177H180ZM190 176V177H189ZM191 176H192V178H193V180L192 181H190L192 178H191ZM259 176V177H258ZM25 177V178H26ZM30 177V176H29ZM168 179V182H166V181H164V180H166V178ZM185 177V178H184ZM186 177H188V178H186ZM204 177V178H203ZM207 177V178H206ZM259 178L260 179V181L258 182V180L259 179H256V178ZM60 178H62V177H60ZM64 178H65V176H64ZM60 179L59 181L62 183V182H67V181H65V180H68L69 182H71L72 183V179H67V177H66V179ZM139 178V177H138ZM165 178V179H164ZM182 178H184V179H182ZM189 178H191V179H189ZM206 178V179H205ZM50 179H49V181H50ZM136 179V178H135ZM187 179H189V180H187ZM205 179V180H204ZM217 179H219V182L217 181ZM226 180V183H228L229 185H234V189H232L233 187L232 186H230V191L231 192H229L228 191V188H229V185H227V184H224L225 183V180ZM232 179H234V180H232ZM241 179V180H240ZM44 180V179H43ZM55 180V179H54ZM54 180H53V182H54ZM62 180V181H61ZM64 180V181H63ZM142 180L140 181V182H142ZM180 180H182V181H180ZM48 180L47 181H43V183L45 182V184H50V183H47V182H49ZM189 181V182H188ZM209 181V180H208ZM216 181H217V184H216ZM224 181V182H223ZM50 182H52V180L50 181ZM56 182H58L57 180H56ZM136 182H137V180H136ZM181 182V183H180ZM185 183V184H183V183ZM196 182V183H195ZM201 182V181H200ZM239 182L238 183H236V185H238L239 184ZM138 183V182H137ZM188 183H189V185H191L190 187H192V188H190V187H188V188H190L189 190H187L186 188V186L185 185H188ZM192 183H195L194 185L192 184ZM204 183V184H205ZM210 182H208V184H209ZM215 183V184H214ZM221 183H222V186H221ZM243 183V182H242ZM199 185L201 184V183H198ZM219 184V187L217 186ZM248 184V185H249ZM138 185L140 186V183H138ZM177 185H178V188H177ZM185 186V189H184V186ZM193 185V186H192ZM203 185V182H202V184L200 185V186H202ZM213 185V186H212ZM216 185V186H215ZM226 185V186H225ZM240 186H241V184H239ZM195 186H197V184L195 185ZM143 187V188H144ZM166 187V188H165ZM181 187V188H180ZM218 188V189H215V188ZM220 187H222V188H220ZM242 187V186H241ZM256 187V188H255ZM260 187V188H259ZM164 188V189H163ZM246 188V187H245ZM251 188V187H250ZM253 188V187H252ZM140 189V188H139ZM146 189H144L145 190V192H144V190L142 191V192H144V193H146L147 191H146ZM153 189H156V187L155 188H153ZM178 189H180V190H178ZM220 189V190H219ZM243 189V188H242ZM141 190H142V188H141ZM140 190V191H141ZM195 190V193L193 194V191ZM216 190V191H215ZM217 190H218V192H217ZM233 190V191H232ZM236 190L237 191H239V192H237L236 193ZM258 190L261 192V193H258ZM185 191H188L189 193L187 194V192H185ZM199 192H200V190H198ZM203 190H201V192H202ZM228 191V192H227ZM252 191H253V189H252ZM168 193V195H166L167 193ZM182 192H183V194H185V195H187L185 198H184V196L182 197L181 196V194H182ZM185 192V193H184ZM196 192H197V194H196ZM200 192V193H201ZM219 192H221L220 193V199L219 200H217L218 199V197H219ZM245 192V193H244ZM214 193H217V195H215ZM246 193H248V194H246ZM258 193V194H257ZM263 193V194H262ZM137 194H139V192L138 193H136V196H137ZM193 194V196L194 197H192V200L193 201H195L194 199H196V201H198L199 202V204H201L202 203V205L203 206H205V207H200V205H197L198 203L196 202V208H194L195 210H193V204H194V206H195V203H193L192 202V200H190L191 198V195ZM199 194V195H198ZM234 194H236V195H234ZM140 195V194H139ZM144 195V194H143ZM142 195V196H143ZM170 195H171V197H170ZM212 195V196H211ZM229 195V196H228ZM234 195V196H233ZM154 196V195H153ZM158 196V195H157ZM157 196H155V197H153V199L154 198H156ZM169 196V197H168ZM199 196H200V198H199ZM209 196H210V198H209ZM218 196V197H217ZM240 196H242V201L243 202H246L245 203V205L244 206H248L249 204L251 205V210H252V212L251 211H248L247 212V209H246V207L244 208V209H246V210H243L241 207H240V205L241 204H238L237 205V202L241 199V197ZM245 196V197H244ZM144 197H145V195H144ZM146 197H149L151 200H152V194H149V195H147ZM173 197V198H172ZM213 197V198H212ZM228 197H229V199H228ZM243 197H244V199H243ZM132 198V197H131ZM158 198V199H159ZM170 198V199H169ZM173 200H172V199ZM184 198V199H183ZM194 198V199H193ZM227 199V202L225 201L226 199ZM133 199H134V201H136V198H135V196L133 197ZM157 199V198H156ZM157 199V201H159ZM168 199V200H167ZM207 199H209V200H207ZM213 200V202H212V200ZM215 199V200H214ZM239 199V200H238ZM248 201H247V200ZM144 200H145V198H144ZM147 200H148V198H147ZM182 200H184V201H182ZM205 200V201H204ZM207 200V201H206ZM216 200H217V203L218 204H220L221 205V208L219 207V208H216L217 206H214V205H217L216 203H214V202H216ZM228 200L230 201L229 203H228ZM233 200V201H232ZM133 201V202H134ZM157 201H155L154 200V203L153 204H155V202H156V204H158V206H161V204H160V202H157ZM162 201V200H161ZM209 201V202H208ZM153 202V201H152ZM179 202V203H178ZM181 202H183L184 204H181ZM191 202L193 203V204H191ZM240 202V201H239ZM238 202V203H239ZM247 202H248V204H247ZM129 203V202H128ZM134 203H136V202H134ZM134 203H132V201L130 202V207H131V205L133 206V204ZM170 203H172V204H174V205H170ZM253 203H256V206L257 207H259V204H260V207L259 208H261L262 207V212H261V210L259 209V208H257ZM257 203H259V204H257ZM175 204H178V206L181 204V205H183V206H177V205H175ZM211 204V205H210ZM243 204V203H242ZM247 204V205H246ZM252 204L254 205L253 207H255V208H257V209H255V210H260V211H255L254 213H253V208H252ZM219 205V206H220ZM235 205H237L236 207H235ZM173 206H174V208H173ZM189 206H190V208H189ZM241 206H243V205H241ZM110 207V210L111 209H113L112 208V206H108L107 207V209ZM134 207H135V205H134ZM172 207V208H171ZM216 208V210H217V212H219V214L221 215V221H219V218H218V216H220L219 214H217L216 216L215 215H213V214H215L216 213V210H214L213 208ZM223 207V208H222ZM249 207V206H248ZM141 208V207H140ZM144 208V207H143ZM171 208V209H170ZM191 208H192V210L194 211H192L191 210ZM210 208H212V213L211 212H209V213H211L212 214V216H211V214H208L209 216L207 217V226H209L208 225V223H210L209 222V220H210V218H213V216H215L216 218H215V220H217L218 222H216L215 220V224L212 226V227H210V228H208L207 229V226H206V231H204V229H203V227L202 226H200V229H198L199 228V225H201L203 222H204V224H205V221H204V215L206 216V213L203 215V211H210L211 209ZM241 208V209H240ZM114 209L116 210V206H114ZM142 209V208H141ZM145 210H143V211H145L146 213H147V211H148V213H150V211L149 210H147L146 208H144ZM200 209H204V210H202V212L200 211L199 212V210ZM222 209V211H220ZM224 209V210H223ZM250 208H248V210H249ZM118 210V209H117ZM197 210V211H196ZM226 210V211H225ZM243 210V211H242ZM107 211V212H108ZM114 211V210H113ZM121 211V210H120ZM242 211V212H241ZM157 212H159V211H157ZM221 212H223V213H221ZM118 213V212H117ZM117 213H116V216H118L117 215ZM121 213V212H120ZM120 213H119V215H120ZM140 213V212H139ZM148 213L146 214V215H148ZM170 213V214H169ZM195 213H196V215H195ZM201 213V214H200ZM235 213V214H234ZM248 213V214H247ZM109 214V213H108ZM107 214V215H108ZM123 214V212L121 213V215ZM144 214V213H143ZM197 214H198V216H197ZM234 214V215H233ZM251 214H254V215H252L251 216ZM104 214H102V216H103ZM106 215V214H105ZM106 215V216H107ZM120 215V216H121ZM142 214H140V218L141 217H143L144 218V216H141ZM145 215V216H146ZM170 215V216H169ZM176 215H177V217H176ZM180 215H182V216H180ZM193 215V216H192ZM238 215V216H237ZM239 215H242L241 217L239 216ZM243 215H244V217H243ZM100 216V215H99ZM119 216V217H120ZM182 218V222H181V218ZM190 216V217H189ZM197 216V217H196ZM201 216V217H200ZM203 216V217H202ZM211 216V217H210ZM232 216H233V220H232ZM263 216V215H262ZM174 219H179V220H173L172 218ZM192 217H194L193 219H191ZM201 219H200V218ZM210 217V218H209ZM229 217H231V219L229 218ZM234 217H236L235 219H237L238 217H240V218H243L241 221H242V223H241V225H239V223H238V225H236L237 223H235V219H234ZM264 217V216H263ZM263 217H261V218H263ZM100 218H102V217H100ZM105 218V219H104ZM117 218V217H116ZM139 218V219H140ZM161 218L166 222H164L165 224H166V226H165V224L163 225V222H162V225L163 226H161L160 224L161 223H159L158 224V222L161 220ZM107 218L106 217H103V220H106ZM114 219V218H113ZM188 220L189 219V222H187L188 223V225L186 224V222L183 224V220ZM190 219H191V221L193 220V222H194V220H195V222L193 223V225L191 224V221H190ZM197 219H200L199 221L197 220ZM206 219V218H205ZM142 220V219H141ZM196 220H197V222H196ZM203 220V221H202ZM238 220V219H237ZM240 220V219H239ZM238 220V221H239ZM212 221V220H211ZM213 221V222H214ZM230 221V222H229ZM245 221L246 222H248V223H245ZM250 221V222H249ZM39 222H40V220L39 219H36V223H38L39 224ZM107 222V221H106ZM137 222H140V220L139 221H137ZM155 221H153V223H154ZM156 222H155V224H156ZM179 222H181V223H179ZM202 222V223H201ZM221 222V223H220ZM152 223V224H153ZM232 223H233V225H232ZM251 223V224H250ZM264 224V221L262 220L259 224ZM127 224V223H126ZM181 224V225H180ZM189 224H191L192 225V228H194V229H192V228H189ZM196 226H195V225ZM199 224V225H198ZM210 224H213V223H210ZM256 224V225H255ZM123 225H125L124 227H125V230H127V231H125V230H122L123 228H122V226ZM187 225V226H186ZM191 225H190V227H191ZM197 225H198V227H197ZM255 227H254V226ZM119 226V227H120ZM183 226V227H182ZM189 228V229H192L191 231H189L187 228ZM204 227H205V225H203ZM232 226V227H231ZM108 227H112L110 230H108ZM118 227V225L116 226V230L118 229L117 228ZM139 227V228H138ZM197 227V228H196ZM223 226L221 225V228H222ZM256 227H257V229L260 227V229H258L259 231L261 230L262 231V234H260L261 233V231H260V233L259 234H256L257 233V229H256ZM129 229V231H128V229ZM225 228H227V229H225ZM107 229V230H106ZM135 229V230H134ZM137 229H139L138 231H140V232H138L137 231ZM184 229V230H183ZM201 229H203V230H201ZM219 229L218 230H216L217 232L219 231ZM256 229V230H255ZM113 230V231H112ZM115 230V232H117ZM119 230V229H118ZM143 230L145 231V232H143ZM176 230H181V231H184V233H185V231H187V233H185V234H180L181 233V231H180V233L178 232H176L175 233V231ZM197 230V231H196ZM200 230L202 231V233H200ZM228 230V231H227ZM101 231H103V228L101 229ZM100 231V232H101ZM110 231H112L111 233H110ZM133 232L132 234H131V232ZM221 231V230H220ZM230 231V232H229ZM104 232V231H103ZM105 232H104V234H102V232L100 233V237H101V234L102 235H105L106 236V234H105ZM114 232V233H115ZM118 232H120V231H118ZM117 232V233H118ZM211 232H212V234H211ZM247 232H249V233H247ZM96 233V232H95ZM97 233H99V231L97 232ZM116 233V234H117ZM126 233V234H125ZM131 235H130V234ZM138 233H140V234H142V233H144V235L142 234L141 236H143L144 238H141L142 240L141 241H143V242H141V241H139L140 240V234H138ZM204 233V234H203ZM120 234H122L121 232H120ZM127 234H129L130 236H131V238H129L130 236H128ZM190 234H191V236H190ZM216 235L215 236V239L216 240H214V238H212V235ZM94 237L93 238H95V235H94V233L92 234ZM98 235V234H97ZM133 235V236H132ZM140 236V237H138V236ZM175 235V236H174ZM176 235H177V237H176ZM236 235V234H235ZM263 235V236H262ZM128 236V237H127ZM181 236L183 237V236H185V237H183L182 238V241L184 242V243H182V241H181ZM237 236V235H236ZM235 236V237H236ZM112 237V238H113ZM136 237V238H135ZM139 238V240H138V238ZM175 237V238H174ZM179 237H180V239H179ZM187 237V238H186ZM192 237H194V238H192ZM214 237V236H213ZM228 237V236H227ZM235 237H234V241H235ZM244 237H245V239L247 240V241H249L250 243H251V246L249 245V243H247L246 241H245V239H244ZM258 239H257V238ZM92 238V240L94 241V239ZM96 238H97V240H98V237L96 236ZM102 238V237H101ZM103 238H107V236L106 237H103ZM127 238H129L128 239V241L129 242H131V245L128 243V241H127ZM188 240H186V239ZM198 238H200V239H198ZM211 238L214 240H211ZM221 239V243H220V247L218 248V245L219 244H216V243H218V241H220V239ZM131 239H133V240H131ZM147 239V240H146ZM205 239V240H204ZM208 239H210L211 240V245H213V242H214V247L213 248H211L210 250L208 249L209 247L208 246H210V245H206V243L208 242L209 243V241H208ZM96 240V239H95ZM106 240V239H105ZM180 240V241H179ZM192 240V241H191ZM198 240L200 241V240H202V242L200 241V245L198 244H196L197 246H201L199 249H201V251L204 253V255H203V253L202 252H200V250H199V252H198V254L195 252L198 248H197V246L196 247H194L193 246V244H195L196 242L198 243ZM207 240V241H206ZM232 240V239H231ZM125 241H126V247H125ZM133 241V242H132ZM137 241H139V242H137ZM193 241H195V242H193ZM215 241H217L216 243H215ZM233 241V242H234ZM237 241V242H238ZM95 242H97V241H95ZM100 244H101V240H99L98 241ZM98 242H97V244H98ZM106 242H107V240H106ZM186 242V243H185ZM224 242H223V245H224ZM236 242V243H237ZM105 243V242H104ZM114 243H116V244H114ZM128 243V244H127ZM135 244V245H132V244ZM138 243V244H137ZM144 243H146V244H144ZM184 244V245H182V244ZM205 243V244H204ZM226 243V242H225ZM240 242H238V245H231V250H232V252H235V249H236V247L237 246H239V248L241 247L240 246V244H239ZM263 243V244H262ZM108 244H106V245H108ZM119 246H118V245ZM142 244V246H140ZM192 244V247L195 249L194 250V256H193V258H191L192 257V255H193V250H192V247H190V245ZM210 244V243H209ZM227 244H228V242H227ZM232 244V243H231ZM234 244V243H233ZM246 244V245H245ZM257 244H258V246H257ZM102 246H103V243L101 244ZM100 245V246H101ZM105 244H104V246H106ZM131 246V250H130V246ZM186 245H188L186 248L187 249H185V250H181L182 248H183V246H184V248H185V246ZM204 245H206V246H204ZM226 245V244H225ZM224 245V246H225ZM98 246H99V244H98ZM116 248H115V247ZM206 247V249H208V251H210V253L207 251V252H205V251H203L202 249H204L205 250V248H202V247ZM228 246H229V244H228ZM235 246V247H234ZM242 246V247H243ZM257 246V247H256ZM82 247H85V246H82ZM106 247V248H107ZM113 247V248H112ZM191 248V254H190V248ZM211 247V246H210ZM217 247V248H216ZM227 247V246H226ZM102 248V247H101ZM188 248H189V250H188ZM197 248V249H196ZM214 248H216V249H214ZM228 248V247H227ZM235 248V249H234ZM238 247H237V249H239ZM83 249V248H82ZM103 249H105V247H103ZM126 249V250H125ZM129 249V250H128ZM135 249V250H134ZM140 249V250H139ZM144 249H145V251H144ZM236 249V250H237ZM246 249V248H245ZM84 250H86V248H84ZM83 250V251H84ZM100 250V249H99ZM214 250V251H213ZM222 250V251H221ZM231 250H229V251H231ZM83 251H81V252H83ZM106 251V250H105ZM136 251V252H135ZM140 251H142V253L140 252ZM189 251V252H188ZM198 251V250H197ZM214 253H213V252ZM238 251V250H237ZM252 251L250 252V254H246V252H244V249L243 250H241V252L240 251H238V253H241V255L240 256H242L243 255V257L244 256H246V258H244V259H248V264L250 263L249 261H251V260H249V258H248V255H249V257L251 256V254H252ZM256 251H258V252H256ZM118 252H119V254H118ZM130 252H133V254H134V256H136L135 257V259H134V257L132 256L133 254L132 253H130ZM183 252H186V254H187V256H191L189 259H194L193 261H190L189 262V260H187V262L184 260V256H185V258L187 259V257H186V254L184 255V256H182V254H183ZM227 252H224L225 253V255H224V253H222V255H219V256H221V258L219 259V257L217 258L218 260H217V264H218V262L221 264H224V262H228V264H241V262H239V261H242L243 263H244V261L243 260H238L237 262L235 261L236 260V256H237V254L235 255L234 253L232 254V255H234V257L231 255V252H230V254L229 253H227ZM256 252V253H255ZM83 253H85V251L83 252ZM110 253V252H109ZM108 253V254H109ZM121 253V254H120ZM136 253H138V254H140V255H138L137 256V254ZM145 253V254H144ZM202 253V254H201ZM207 253V254H206ZM129 254V255H128ZM189 254V255H188ZM211 254L213 255V256H211ZM217 254V255H216ZM227 254H229V257L231 256V257H233L234 259H227V257H226V255ZM246 254V255H245ZM100 255V254H99ZM143 255V257H139V256H142ZM145 255V256H144ZM262 255H264L263 253H262ZM98 256V255H97ZM106 256V255H105ZM108 257L110 256V257H113L112 255H107ZM106 256V257H107ZM117 256V257H116ZM132 256V259H128V258H130ZM222 256H225V257H222ZM240 256H238V259H241L240 258ZM104 256H102V261L103 262H106L105 264H112L113 262H115V260L114 259H111L112 261H110V259H105V261H104V258H103ZM107 257V258H108ZM125 257H127L126 259H125ZM210 257L212 258V260L210 259ZM252 257V256H251ZM261 257V256H260ZM259 257V258H260ZM101 258V255H100V257H99V259ZM139 258H140V260H139ZM143 258V259H142ZM252 258H254V257H252ZM251 258V259H252ZM259 258H258V260H259ZM97 259H98V257H97ZM201 261V260H203V262H199V260ZM207 259H208V261H209V263H208V261H207ZM134 262L135 261V263H133L132 261ZM197 260V261H196ZM223 260V261H222ZM230 260V261H229ZM253 260V259H252ZM261 261L259 262L260 264H262L263 263V261L264 260H262V257H261V259H260ZM98 261H100V260H98ZM108 261V262H107ZM117 261V260H116ZM131 261V262H130ZM138 261H140L139 263H136V262H138ZM205 261V262H204ZM222 261V262H221ZM121 262V263H120ZM198 262V263H197ZM226 262V263H227ZM232 262V263H231ZM239 262V263H238ZM252 262H254V263H256L257 261H255V260H253ZM251 262V263H252ZM117 263V262H116ZM116 263H113V264H116ZM242 263V264H243ZM100 264V263H99ZM101 264H102V262H101ZM216 264V263H215ZM245 264H247L246 262H245Z\"/></svg>",
  "mask_w": 264,
  "mask_h": 264
}]
</instances>
